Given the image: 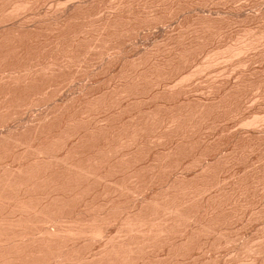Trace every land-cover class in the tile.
I'll use <instances>...</instances> for the list:
<instances>
[{"label":"rangeland","instance_id":"1","mask_svg":"<svg viewBox=\"0 0 264 264\" xmlns=\"http://www.w3.org/2000/svg\"><path fill=\"white\" fill-rule=\"evenodd\" d=\"M67 1V2H66ZM79 2L80 0H70V1H68V0H43L42 2V4L40 3V5H38V8H37V11L39 10V11H41V12H43V13H47L48 15H50V14H52V13H56V15H57V17H60V16H58V15H61V13H62V17H64L65 18V20H66V16L67 17H70L71 16V14L69 13L71 10H69V12H67L68 10H66L65 8H67V5L69 4V3H76V2ZM88 1V0H87ZM91 1V3L90 2H88L89 4H86L85 6H83L82 8L81 7H79V8H81V9H79L78 7V9H76V10H73L72 9V15L73 16H75V17H78L77 19L75 18V17H70V18H74V20H72V19H68L67 18V21L69 20V23H67V25H66V22L67 21H65L64 19H62L61 20V18L59 19V22H62V24L63 25H65V26H63L64 27V29H63V27L61 26V23H60V26H59V28H53L54 27V25L52 26V27H48V25L50 26V24L49 23H51V22H48V23H46V24H48V25H41V26H47V28H49V29H47V28H45V30H42L43 28H41L40 29V27L39 26H37V27H39V29L38 28H36V30H34L35 32L33 33V32H31V31H27V32H31V34L29 35V33L26 35L25 34V36L24 37H26V36H28L27 38H24L23 36H20V37H22L21 38V41H20V37H19V39H17L16 37H18V36H16L15 37V35L14 34H12V33H8L7 35H9V34H12L13 36H14V38L12 37V38H10L12 35H9V36H7V35H4V33L6 34V32H3V36L4 37H8L10 40V43H9V45L7 44L8 43V40H6V41H4L5 42V45L6 46H8L7 48L6 47H4V46H2V42H0L1 43V45L0 46H2V47H4V48H2V47H0V53H2V54H4L3 52L5 51H3V50H1V48L2 49H6L7 51H9L10 53H11V55H10V53L8 54H6L7 56H4L5 58V61H7V63L6 64H4L5 66H2L3 65V63H1L2 65L0 66V68L1 67H3V68H7V66H9L10 64V66L8 67V68H12V66H13V68H14V66H15V68H17L18 67V65L21 63L22 65L25 63V62H32V61H30V59L32 60V58L31 57H33L34 55L36 56V54H38L37 56H41L42 57V55H43V57L41 58V57H39V59H38V57L36 56V57H33V61L35 60V58L36 59H38V61H36V62H41L42 60H45L46 59V57L45 56H47V54L49 55L50 54V52L52 51L53 52V54L55 53V55H56V52H58L59 50H62L63 49V51H64V49L67 47V45H66V47H65V44H64V47L62 46H60L61 45V43L63 44V42H67V44L69 43L70 45H73L74 43V46L76 45V46H78L79 44L77 43L78 41V39L80 40V38H81V41H82V43H81V48H80V50H81V56H85V54H86V52H85V54H83L84 53V51H87V53H89L90 51H89V49L88 50H86L87 48H86V46L88 47V46H90V44L89 45H87V43H85L86 41L87 42H90V40L91 39H93V38H91L90 36V32L87 30L86 31V33H87V35L89 34L90 36H85L86 34H85V30L87 29H85V28H83V26L84 25H86V26H84V27H88L89 28V26H87L88 24L90 25V22H93V23H96V25L95 24H93V23H91L92 25H90V27H93V29H89V30H92L91 32H92V35L94 34L93 32H95L96 33V35H98L103 29H102V27H101V31H98L99 33H97L96 31H97V29H98V27L97 26H99L100 27V23H102L105 19H106V17H108V15L110 16V17H112V22H111V18H110V20H109V22H111V24L113 25V22L114 21H117L119 18H120V16L119 15H121V14H116L119 10H121L122 9V16H121V18L119 19V22H120V20H121V22L119 23L118 21L117 22H114V24L115 23H117V25L119 24V27L120 28H127L125 31L123 30V29H121V31L122 32H125V33H127L126 31L127 30H129L130 29V31L134 28V31H133V33L132 32H130L129 33V31H128V33H127V35L124 33V35L121 33V31L120 32H118L119 34H120V36L117 34V31H116V27H117V25L115 24V26L113 25V27L114 28H112V27H110L111 28V34L113 33V31H116L113 35H115V36H113V35H111L109 32H110V30H108L109 32V34H110V36H108L109 34H107V36H105L104 37V35L107 33V31H106V33H105V31L103 30V34L104 35H102V37H101V39L102 38H106L107 37V39L110 41L112 38H113V40H111L112 41V44H111V46H117L116 48L115 47H113V49H120V50H118L119 51V53H117L118 51L117 50H113L111 47H109V43L107 42L106 44H107V47L110 49V52H111V56H110V52H108V50L106 51L105 50V47H104V51L106 52H104V51H101L102 50V48L103 47H100V51L101 52H104L103 54L98 50H94L93 52L91 51L90 53H91V55H90V53L89 54H87V55H90V57L89 56H85V57H87L86 59L88 60L87 62H84V63H88L89 62V60H90V63H88V66H87V64L85 65V64H83L82 66L84 67L83 69H81L82 68V66H81V68L80 69H78V67L76 68L78 71H76V72H78L77 74H76V72H74L73 73V71H75V66H73V69H72V66L70 67V72H71V70H73L71 73L74 75V79L72 80V78H73V75L70 73V72H67L66 71V73H65V70L63 69L62 71L64 72V76L63 77H61L60 79H59V76H58V78H54L55 80H57V81H52V77L54 76H51L50 75V77L51 78H49V79H47V80H49L50 81V83L52 84L53 82H57L56 84H54L53 83V85H55L56 87H53V89L54 90H56L55 88H57L58 87V91L56 90V91H54L53 89H52V86L51 85H49L50 83H48V82H46L47 80L45 79V78H43V77H41V78H38V83H39V79H41L40 81L42 82L40 85H42V87H43V85L45 86V84L44 83H48V84H46V86H45V88H47V87H49V88H51V89H46V90H44V88H42L41 90L42 91H47V92H50V93H47L46 92V94H47V96H44L43 97V95L45 94V92H43V93H40V94H43V95H37V93H36V95H37V97H36V95H35V97L38 99V96H39V100L37 101L36 100V98L34 99V100H36V101H34L33 99H30V97L31 96H33V92H31V94L29 93L30 91H32V89L31 88H35L36 89V87H38L37 85L38 84H36V87H34V85H33V87H32V85L29 87L30 89V91L29 90H26L25 89V87L24 88H18L20 91L19 92H16L15 90L13 91L14 93L16 92L17 94H16V96H18V97H16V96H14V97H16V99H15V103H13V105L15 104V106L18 104V107L21 109V104H20V106H19V103H25V102H27L28 101V99H30V101H31V103L34 101V103L35 104H38L39 103V101H40V97H42L43 99H41V100H43V101H40V103L38 104V106H37V108H35L36 106H34L32 109L31 108H26L27 106H25V108L23 107L24 105H27V103H25V104H23V108H22V110H20L19 112L17 111V109H16V111H17V113H18V115L17 116H14V114L15 113H13V112H16V111H14L15 109H14V107L15 106H13V112H12V116H14L15 117V122L13 121V122H9V123H12V124H10V125H15V124H17V122L19 123V122H23V123H25V122H27V121H31L32 122V120L33 119H35V120H33L34 122L33 123H29V122H27L28 124H30V125H33V124H35L36 123V120H37V118H39V116H41V115H43L44 114V112L46 113V112H50L51 110H53V107L55 108L53 111H51V113L52 112H54V114H55V110L58 108V109H61V107H63L62 108V110H59V111H63V112H65L66 110L67 111H69V107H68V105L69 106H71L72 105V108H74V109H72V111H71V109H70V111H71V113L70 114H68L67 113V111L65 112V114H63V112L61 113V112H59V111H57L56 113H58L57 114V116H56V114H55V116L58 118L59 116H61L60 118H58L59 120H53V121H60V122H62L61 124L62 125H59V123H58V126H55L56 124H53L55 127L54 128H56V127H58V129L60 128L59 126H61V128L59 129L60 131H58V130H51V128H52V125H51V123H49L50 125L49 126H51L50 127V129H49V126H48V124H46L45 125V127H47L49 130H50V132L51 131H57L58 133L59 132H64L62 129L64 128V130H68L69 132H67V131H65L66 133H69L70 135L72 134L71 132H75L76 133V131H79L80 129H84L85 128V125H90V122H91V120L93 119V121L95 122V123H97V120H98V122H99V125H98V123L95 125V123L93 122V124H94V126H96V128H99V130L101 129L102 130V132H101V130H100V132L98 131V129H94L95 127L93 126V129L92 130H94L93 132H91L92 130H91V127H92V123H91V127L90 126H88V127H86V128H88L89 130H87V132L89 131L90 133H91V135L92 136H95V135H93V133L94 134H96V130L99 132V133H97L98 135L100 134V136H98L97 134H96V137H97V143L98 142H100L101 144H104L105 143V140L106 139H109V140H107L106 141V143L105 144H107V142L108 143H110V142H112V140H113V143H115L114 145H116V142L118 143V141L119 140H117L116 138V135L118 134L117 133V131H118V129H120V128H123V127H125V128H123V129H125L124 131H122L121 133H119V137L118 138H121V135L123 136V138H124V135L126 134V136H125V139H126V137L128 138V136H127V134L130 132V130H131V132L130 133H132V131H133V133H134V128H136L137 127V125L135 126V127H133V130L131 129L132 128V126H134V124L136 123H132L131 124V122L129 121L130 120V118H132L131 120H133V121H135V119L137 118V124L138 125H141V121H140V123H138L139 122V117H141L143 114H145L144 116H142L144 119H146V117L147 118H152V117H154L155 118V116H154V114H156L157 113V110H158V115H159V118H160V116H161V113H163V112H165L164 113V115H170V116H172L173 117V115H177L176 117H177V121H179L178 119H180L179 117H181V121L183 122V120L185 121V122H183V125H185L186 127H187V125H186V123L190 126V129H189V126H188V130H187V128H186V130H187V132L186 131H183V130H185L184 128V126L181 124V122H178V123H180V125H178V126H180V127H178V128H176V130H182V128H183V130L181 131L182 132V135H185V132H186V135L185 136H183L184 138H186L185 139V141H187L186 142V144L184 143L185 141H183L182 139H184V138H182L181 137V139H179L180 138V135H177V134H173V133H175L176 132V130H174L175 128L173 127V129H171V131H169V132H171L170 133V135H176L175 137H177L178 138V140L177 139H175L174 137H173V135H172V137H173V139H172V137H171V140L169 141V140H167V138H164L162 141H164L163 143H162V141L160 142V143H156V142H151L152 141V139H150V138H152L151 137V135L153 134H155V132L157 131L156 129L158 128V125L160 126V124L159 123H161V120L163 119V118H165L164 116L162 117V119L161 120H159V118L157 117L158 115L156 114V117L157 118H155L156 120H157V122L155 123V121L156 120H154L153 118H152V120H154L153 121V123H155L156 125L155 126H153V124H150V123H152L151 121H150V123L148 124V122H149V119H148V122H147V119L146 120H144V119H142V117H141V119L140 120H143L144 121V123H145V121L147 122V125L145 126L146 128H147V126H149L148 127V129L150 128V130H152L151 128H155V130L153 129L151 132V134H150V136L149 135H146V133L148 132L147 131V129L146 128H144V129H146L144 132H143V135H144V133H145V137L144 136H142V138H140V141H138V142H141V143H136V145L138 144L139 146H137L136 147V150H135V146H133L132 148L133 149H131L130 148V152L132 151V150H135V151H137V149H138V151L137 152H135V153H138L137 154V156H136V158H138L139 159V163L137 162V160L138 159H136V162L138 163L137 165H135L134 166V168H135V170H138V169H140V173H139V175H137V176H141L142 177V179H144V180H142V181H148V183H149V180L150 181H153L152 180V173L154 172L153 170H152V168H153V162H152V160L151 159H155V158H157L158 160H156L155 159V162L154 163H156L155 165L157 166H159V163H161V161H166V157H167V154L166 153H164L163 154V151H167L168 150V148H166V150H164L165 148H164V145L166 144V143H168V144H166V145H168L167 147H173L174 145H176V144H174L176 141H181V143L176 147V149H178V150H176L175 151V146L173 147L174 149V154H175V152H176V154L174 155L173 154V156L170 158L169 156H171V153L170 154H168L169 156V159L166 161V166L163 164V162L161 163L162 164V166H163V168H161V170L162 169H164V168H167L166 170H165V172H164V170H162V171H159V167L157 166V170H156V166L153 168L156 172H154V173H156L157 174V176H156V178H154V181L155 182H157V180H159L156 184H155V182L153 181V182H151V184L152 183H154L152 186L150 185V183L148 184L147 182H146V184L143 182V184H144V188H143V191L141 190V188L143 187V184L141 185L140 183H142V181H140V183H138L139 184V186L141 187L140 189H139V191L141 190V193L140 194H142V192H144V190H145V193L147 192V193H150L151 195H149V194H145L146 196H151V198H153L154 199V197L152 196L153 194H155V195H158L160 192H161V190H162V188L164 189V186H165V182L168 180H172L173 178V174H174V172L176 171L177 172V168L179 169V171H178V173H181V171H182V173H186V174H188V176L186 175V182H184L185 184L187 183H189V182H191V181H193L194 180V182L192 183L191 182V184H192V187H191V184L189 183L188 185H190V187L191 188H193L195 185L197 186H195V188H193V190L195 189V191H197V192H199L200 190H199V188H201V186H202V189H204L206 186L205 185H207L209 182V184H211V185H208L207 187H206V189H204V190H206L207 191V193H209V194H205V192L206 191H204V194L206 195V197H208L209 198V196L210 195H213V196H215V198H214V200H212V198H213V196H212V198H210L209 199V201H205L206 199L208 200V198H199V200H197L198 202H196V201H194V202H196V203H192L191 204V202H189V204H191V207L189 206V204H188V207L186 206V209L187 208H191V209H195L196 208V210H200V212L199 211H195V213L194 212H192L193 210H188V212L187 213H192L191 215H193V213L194 214H196V212H197V214H198V218L200 217V218H202V216H203V218L205 219V216H206V214L205 213H207V216L208 217H210V218H207L206 217V219H210V220H212L213 221V219H218L219 221H220V219L219 218H221V220L222 221H218L217 220V223H215L216 222V220H214L215 222H214V224H216V225H218V227H219V229H221L220 231L218 230V228L216 227V229L218 230V232H217V230H215V226L214 227H212V225H214V224H212L213 222H210L211 224H209L211 227H212V229H211V231L212 232H214V230L218 233H215V234H217V235H213L214 233H210V237H209V239L211 238V236H212V238L209 240L208 239V232H206V236H207V240L209 241L208 243L207 242H202V239H205V236H203V235H205V234H203L202 235V239L201 240H199L201 243H202V245H201V243L200 242H198V238H200L201 236L200 235H196V236H194V239H196L195 237H198L197 238V240H194L193 239V237H192V239L194 240H192L191 242H194V243H196L197 245H200V246H197L196 247V245H193L192 247H190L191 245H192V243L191 242H188L187 244H188V246H186L185 245V248H184V251H186V253H184V259H182L183 261H182V263L183 262H185V264H194L195 262L197 263V264H210V262H211V264H237V263H243V264H264V247L262 248V247H258V245H261V244H263L264 245V194L262 195V193H264V153H262V152H264L263 150H264V39H260V37H263L264 36V34H263V32H264V0H138L139 2H146V3H149L150 4V6L148 5V8L149 9H152V10H147V6H144L143 5V3H142V5H143V8H144V10H146L147 12H148V14L149 15H147V12L146 11H144L143 10V13H142V9H141V4L139 3V4H137L136 2H135V0L134 1H130V0H127V2L126 1H122V0H90ZM122 1V3L123 2H125V3H127V4H130V6L128 5V7H131V6H133V5H131L132 3L134 4V2L136 3V5H138V6H136L135 5V7H131V8H129V9H127L128 7H126L127 6V4H123V5H121V7L120 8H116V9H118L117 10V12L116 11H114V9H112V8H114V7H116L117 5H118V3H120V2ZM157 2V6H158V4H160L159 5V7H156V5L154 4L153 5V7H152V4H153V2ZM163 1V2H162ZM205 3H204V2ZM221 1V2H220ZM260 1H262V2H260ZM96 2V3H95ZM129 2H131V3H129ZM150 2H152V3H150ZM191 2V3H190ZM50 3H52V4H50ZM66 5H65V4ZM121 3V4H122ZM146 3H145V5H146ZM47 4V5H46ZM62 4H63V6H62ZM93 4V5H92ZM201 4V5H200ZM49 5V6H48ZM189 5V6H188ZM196 5V6H195ZM203 5V6H202ZM216 5V6H215ZM224 5V6H223ZM234 5V6H233ZM244 5V6H243ZM262 7H261V6ZM60 6V7H59ZM154 6H155V9H154V13H156L154 16H153V8H154ZM161 6V7H160ZM44 7V8H43ZM57 7H58V9H57ZM65 7V8H64ZM85 7V8H84ZM119 7V6H118ZM122 7H124V8H122ZM137 7V8H136ZM150 7H152V8H150ZM166 7H167V9H166ZM179 8V10H174V8L176 9V8ZM196 7V8H195ZM208 7V8H207ZM212 7V8H211ZM258 7V8H257ZM46 8V9H45ZM109 8V9H108ZM126 8V10H125V12H123V10ZM159 8V9H158ZM171 8H172V10H171ZM181 8H184V10L183 9H181ZM197 8H198V10H197ZM233 8V9H232ZM57 9V10H56ZM63 9H65L64 11L66 12V13H69L68 15H64L63 16ZM68 9V8H67ZM98 11H97V10ZM133 10V11H130V10ZM141 9V10H140ZM158 9V10H157ZM164 9V10H163ZM187 9V10H186ZM263 9V10H262ZM111 10V11H110ZM113 10V11H112ZM135 10V11H134ZM169 10H170V12H169ZM189 10H190V12H192L191 14H190V12H189ZM231 10V11H230ZM254 12H253V11ZM46 11V12H45ZM54 11V12H53ZM74 11V12H73ZM152 11V12H151ZM178 11H180V12H178ZM90 12V13H89ZM114 12V13H113ZM116 12V13H115ZM129 12H131L130 14H128ZM146 12V13H145ZM176 12V14H174ZM204 12V13H203ZM208 12V13H207ZM211 12V13H210ZM216 12V13H215ZM229 12V13H228ZM112 13V14H111ZM118 13H121V11L120 12H118ZM151 13H152V15H151ZM183 13V14H182ZM200 13V14H199ZM245 13H247V14H245ZM54 14H52V15H54ZM65 14V13H64ZM84 14V15H83ZM96 14H98V15H96ZM102 14V15H101ZM117 15L118 17H117V20H115L114 18H113V16L116 18V16L115 15ZM127 14V15H126ZM146 14V15H145ZM179 14V15H178ZM182 14V15H181ZM195 14V15H194ZM250 14H252V15H250ZM55 15V16H56ZM70 15V16H69ZM126 15V16H125ZM129 15V16H128ZM144 15V16H143ZM152 17H151V16ZM160 16V19L162 18L163 20H161L160 21V19L158 18L159 16ZM196 15H197V17H198V19H196L197 17H196ZM207 17H206V16ZM231 15V16H230ZM254 15H256V16H254ZM93 16V17H92ZM146 16H148V17H146ZM155 16L157 17V18H155ZM215 16V17H214ZM241 16H243V17H241ZM96 17V18H95ZM104 17V18H103ZM145 17L147 18V19H151V22H150V24H149V22L147 21L145 24H144V22H145V20H147V19H145ZM155 18V20H156V22H159V23H162V21H164L163 23V25H160V28H164V32L166 33V34H168L169 35V37L166 35V34H162L163 33V31L162 30H159V32L161 33H159V32H157L158 30H157V28H158V23H156V25H154V26H156V27H153L152 25H151V23H153L154 21V18ZM165 17V18H164ZM181 17V18H180ZM211 17V18H210ZM230 17V18H229ZM84 18V19H83ZM99 18L100 19H104V20H102V22H99ZM210 18V19H209ZM235 18V19H234ZM243 18V19H242ZM247 18V19H246ZM75 19L77 20V21H75ZM126 19V20H125ZM95 20V21H94ZM129 22H128V21ZM197 21V25L195 26V24H196V21ZM206 20V21H205ZM64 21V22H63ZM71 21V22H70ZM97 21H98V23H97ZM101 21V20H100ZM153 21V22H152ZM191 21V22H190ZM219 21V22H218ZM136 22V23H135ZM173 22V23H172ZM176 22V23H175ZM192 22H194V23H192ZM86 23V24H85ZM132 23V24H131ZM31 24H34V23H30V25ZM98 24V25H97ZM125 24V25H124ZM142 24H144V25H142ZM147 24H149L151 27L149 28V27H147L148 25ZM167 24V25H166ZM193 24V25H192ZM227 24V25H226ZM242 24V25H241ZM121 25V26H120ZM136 25V26H135ZM142 26V29L143 30H139V28L141 29V26L137 29V28H135V27H137V26ZM145 25H147V26H145ZM165 25V26H164ZM191 25H192V28H191ZM68 26V27H67ZM94 26H95V28H97L95 31H94ZM102 26V25H101ZM109 26H110V24H109ZM129 26V27H128ZM135 26V27H134ZM146 28H145V27ZM189 26H190V28H189ZM243 26V27H242ZM248 26V27H247ZM259 26V27H258ZM60 27L62 28V29H60ZM74 27V28H73ZM152 27L154 28V29H152ZM195 27H198L197 29L195 28ZM245 27V28H244ZM51 28H53V30L55 31L56 29L57 30H61L60 31V33H58V31L56 30L55 32L51 29ZM80 28H82V29H80ZM107 28H109V27H106V30H107ZM109 28V29H110ZM120 28H118V29H120ZM165 28H166V30H167V32L165 31ZM243 28V29H242ZM247 28V29H246ZM33 29V28H32ZM31 29V30H32ZM47 29V30H46ZM50 29H51V31H50ZM113 29V30H112ZM117 29V30H118ZM135 29H137V33H139L140 31V35L139 34H135ZM171 29V30H170ZM195 29H196V31H195ZM263 31H262V30ZM40 30H42V31H39ZM81 30H83L82 31V33H81ZM98 30H100V29H98ZM148 30V31H147ZM151 30V31H150ZM156 31L155 33H154V31ZM198 30V31H197ZM204 30V31H203ZM225 30V31H224ZM234 30V31H233ZM255 30V31H254ZM260 30V31H259ZM33 31V30H32ZM48 31V32H47ZM70 31V32H69ZM73 31H74V34H73ZM78 31H80V33L81 34H83V32H84V35H82V37L80 36L81 34L78 32ZM171 31V32H170ZM175 31V32H174ZM196 33H195V32ZM222 31V32H221ZM248 31H253V32H255V35H254V33H253V35L254 36H252L251 34H249V32L247 33ZM259 31V32H258ZM262 31V32H261ZM9 32V31H8ZM26 32V33H27ZM75 32H78V33H75ZM194 32V33H193ZM198 32V33H197ZM204 32V33H203ZM258 33V36H256L257 35V33ZM51 33V34H50ZM58 33V34H57ZM70 33V34H69ZM248 34L249 36V38L247 37V39L244 37V36H247V35H244V34ZM263 34V36H261V34ZM63 34V35H62ZM76 35L75 37L73 36V35ZM78 34H80V35H78ZM122 34V35H121ZM243 34V35H242ZM1 35V34H0ZM1 35V36H2ZM23 35V34H22ZM40 35V36H39ZM165 35V36H164ZM171 35V36H170ZM180 35L182 36V38L180 37ZM202 35V36H201ZM250 35H251V37H253L252 39H250L251 37H250ZM260 35V36H259ZM1 36H0V38H1ZM44 36V37H43ZM59 36V37H58ZM61 36H63L64 38H62ZM70 38H69V37ZM79 36V38H76V37H78ZM85 36V37H84ZM93 36H95V35H93ZM111 36H113L112 38H111ZM179 37L180 39H176L175 37ZM217 36V37H216ZM240 36V37H239ZM245 38H243V37ZM38 37V38H37ZM60 37H61V41H60ZM73 37L74 38H76L75 39V41L74 42H72L71 43V40L73 39ZM89 37H90V40H87V39H89ZM108 37H110V38H108ZM116 37V38H115ZM167 37H168V39H167ZM184 37V38H183ZM196 37V38H195ZM257 37H259V39L257 38ZM55 38H58L59 39V42H60V45H58V44H56L58 41V39L57 40H55ZM72 38V39H71ZM83 38H86V40L84 39V40H82ZM171 38L172 39H174V40H171ZM244 39L245 41H247V40H252L253 41V39H254V41H256V38H257V41H258V43L257 44H259V46L256 44V42L255 43H253L254 45H253V47L254 48H252V45H251V48L248 46V47H246L245 49L247 50V52L244 50V51H242V53H243V55L241 56V54H240V57L237 55H235L234 57L233 56H228V55H230V51L231 50H229V53H228V49H226L225 47H227V48H229V49H233V47L232 46H236L237 48L240 46V47H244V45L245 44H247V42H245L244 40H242V41H240V39ZM264 38V37H263ZM17 41H16V40ZM46 39V40H45ZM63 39V40H62ZM95 39H97L96 37L93 39V40H91L92 41V43L94 42V40ZM101 39H100V41H101ZM116 39V40H115ZM165 39H167L165 42H162L163 40H165ZM229 39V40H228ZM38 40V41H37ZM48 40V41H47ZM53 40V41H52ZM66 40V41H65ZM106 40V39H105ZM139 40V41H138ZM152 40V41H151ZM170 40H171V42H172V44L173 45H171V42H170ZM197 40V41H196ZM262 42H261V41ZM54 41H56L55 42V44L53 43ZM73 41V40H72ZM81 41H79V42H81ZM85 41V42H84ZM99 41V42H100ZM102 41H104V39H102ZM107 41V40H106ZM105 41V42H106ZM168 41H169V43L170 44H168ZM181 41V42H180ZM207 43H206V42ZM241 42L242 44H244V45H240V43L239 42ZM253 41V42H254ZM20 42V43H19ZM58 42V43H59ZM83 42H84V45H83ZM139 42V43H138ZM200 42V43H199ZM228 42V43H227ZM234 42V43H233ZM54 45H53V44ZM77 43V44H76ZM146 43V44H145ZM161 43V44H160ZM168 44V45H166V44ZM191 43V44H190ZM203 43V44H202ZM4 44V43H3ZM16 44V45H15ZM68 44V45H69ZM101 44V43H100ZM109 44V45H108ZM129 44V45H128ZM130 44H131V46H130ZM152 44V45H151ZM167 46H165V45ZM222 44V45H221ZM234 44V45H233ZM236 44V45H235ZM248 44H249V42H248ZM29 45V46H28ZM56 45L59 47V48H61V49H59L58 47H56ZM82 45H83V48H84V46H85V50L82 48ZM127 45H128V47H127ZM159 45V46H158ZM171 45V46H170ZM213 45V46H212ZM238 45V46H237ZM36 46V47H35ZM74 46H72V48H70V46H68L69 48L68 49H66V50H68L67 52L68 53H70V50L72 49V50H74L75 48H76V46L74 47ZM120 46V47H119ZM126 46V47H125ZM166 47V48H168V49H166V48H164V47ZM173 46V47H172ZM33 47V48H32ZM45 47V48H44ZM55 47V48H54ZM73 47H74V49H73ZM106 47V48H107ZM161 47V48H160ZM170 47H172L171 48V52H169L170 51ZM175 47H176V51L178 52V53H180L181 54V57H180V54H178L176 51H175ZM236 47H234V48H236ZM16 50H14V49ZM19 48V49H18ZM21 48V49H20ZM38 48L40 49V50H38ZM89 48V47H88ZM197 48V49H196ZM207 48V49H206ZM250 48V49H249ZM260 48V49H259ZM18 49V50H17ZM51 51H50V50ZM56 49L58 50V51H56ZM70 49V50H69ZM123 49V50H122ZM130 49V50H129ZM143 49V50H142ZM151 49V50H150ZM157 49V50H156ZM160 51H162V55H161V53L159 52V50ZM221 49H222V51H224L222 54L224 55V53L225 52H227L228 53V55H227V53L225 54V55H227V57H228V59H227V57L224 55V57H226V58H224L223 57V55L222 54H220V53H217L216 54V52L217 51H221ZM227 51H226V50ZM262 49V50H261ZM54 50V51H53ZM65 50V51H66ZM71 50V52L72 53H74L75 51H78V52H76V54L78 53L79 54V52H80V50H79V48H78V50H75V51H72ZM84 50V51H83ZM112 50V51H111ZM121 50H122V52H121ZM138 50V54L136 53V51ZM140 50V51H139ZM148 50V51H147ZM152 50L153 51H155L154 52V54H156L157 53V51L160 53H157V56L158 55H161V56H159V57H154L153 58V56L152 55H154V54H152L151 56H150V54L151 53H153L152 52ZM165 50H168V51H165ZM203 50V51H202ZM213 50V51H212ZM254 52H253V51ZM6 51V52H7ZM22 51H23V53H22ZM56 51V52H55ZM63 51H61V52H59L58 54H62V52ZM128 51V52H127ZM145 51L147 52L146 54H145ZM149 51H151V53L149 52ZM163 51H165V53H163ZM182 51H183V53H182ZM215 51V52H214ZM221 51V52H222ZM17 52L19 53V54H17ZM24 52L25 53H27L28 55H30V59L28 60V56L26 57L25 55H27V54H25L24 55V57L28 60H26L24 57H23V55L22 54H24ZM33 52V53H32ZM49 52V53H48ZM52 52H51V56L49 57V58H52V57H54V58H61V57H56V56H54L53 54H52ZM107 52H108V54L109 55H107ZM142 52V53H141ZM173 52V54L176 52L177 54H171ZM186 52V53H185ZM208 52V53H207ZM15 53V54H14ZM72 53H70V54H72ZM136 53V54H135ZM144 53V54H143ZM150 53V54H149ZM169 53V54H168ZM216 55H215V54ZM257 53V54H256ZM60 54V55H61ZM70 54H67V56H69L70 57ZM75 54V53H74ZM73 54V55H74ZM75 54V55H76ZM83 54V55H82ZM118 55V56H116V55ZM148 54H149V56H150V58H153L154 60H155V58H157L156 59V61H154V60H152V62H154V64L152 65V63L149 61V57H148ZM171 54V55H170ZM199 54V55H198ZM222 55L221 56V58H218V56H220V55ZM247 54V55H246ZM1 55V54H0ZM5 55V54H4ZM17 55H19V56H17ZM59 55V56H60ZM63 56H66V52H64V54H62ZM73 55H71L73 58H74V56ZM101 55H105L106 56V58H107V56H110L109 58H107V60H106V58L103 56H101ZM131 55H132V57H131ZM138 55V56H137ZM202 55V56H201ZM214 55V56H213ZM8 56H10L9 57V59L8 58H6V57H8ZM20 56H22V58L20 57ZM62 56V57H63ZM76 56H78V55H76ZM75 56V57H76ZM80 56V55H79ZM78 56V57H79ZM114 56V57H113ZM145 56H146V58H145ZM169 56V57H168ZM173 56V57H172ZM177 56H179V57H177ZM211 56V57H210ZM213 56V57H212ZM245 56V57H244ZM2 57H3V55H2ZM44 57H45V59H44ZM77 57V58H78ZM102 57V59H100ZM113 57V58H112ZM123 57V58H122ZM131 57V58H130ZM140 57V58H139ZM195 57V58H194ZM217 59H216V58ZM233 57V58H232ZM20 58H21V60H20ZM42 60H41V59ZM49 58H47V59H49ZM79 58H81V57H79ZM91 58V59H90ZM104 58V59H103ZM118 58H119V61H118ZM122 58V59H121ZM128 58V59H127ZM142 58V60H141V63L139 62L138 64H140L141 65V69L139 68L138 69V67L136 68V66H138L137 65V61H138V59H141ZM171 58V59H170ZM174 58V59H173ZM180 58V59H179ZM207 58V59H206ZM216 59V60H214V59ZM223 58V59H222ZM235 58V59H234ZM262 58V59H261ZM9 61H8V60ZM25 59V61H23ZM85 59V60H86ZM117 59V61L115 62V65H114V60H116ZM124 59V60H123ZM137 59V60H136ZM168 59V60H167ZM173 59V60H172ZM206 59V61H204ZM211 59V60H210ZM224 59H227V60H224ZM242 61H241V60ZM256 59V60H255ZM19 60V61H18ZM106 62H105V61ZM134 60L136 61V63L133 65V63L132 62H134ZM145 60V61H144ZM157 60H158V63H157ZM173 61L172 63L171 62H169V61ZM208 60V61H207ZM212 60H214V61H212ZM222 60V61H221ZM238 60V61H237ZM246 60V62H247V60H249L248 62H250V63H246V62H244L245 64H243L242 62L243 61H245ZM166 61V62H165ZM209 61H212V62H209ZM226 61V62H225ZM252 61V62H251ZM4 62V61H3ZM8 62L10 63V64H8ZM15 62H16V64L18 63V65H16L15 64ZM24 62V63H23ZM28 62V63H29ZM35 62V63H36ZM44 62V61H43ZM123 62V63H122ZM155 62H156V64H155ZM159 62H160V64H163L162 66L159 64ZM175 62V63H174ZM206 62H209V64L210 63H212L211 65L212 66H210L208 69H206L205 68V66L206 65H209L208 63L204 66V68L206 69H204L203 68V65L205 64ZM224 62H225V65H224ZM237 62V63H236ZM5 63V62H4ZM92 63V64H91ZM185 63V64H184ZM199 63H201V64H199ZM202 63H204V64H202ZM8 64V65H7ZM26 64V63H25ZM23 65L24 67L25 66H29L31 63H29L28 65L26 64V65ZM32 64H34L33 62H32ZM123 64V65H122ZM158 64L160 65V66H158ZM169 64H171V65H169ZM239 64V65H238ZM241 64H243V65H246L245 67L244 66H242ZM250 64V65H249ZM252 64V65H251ZM262 64V65H261ZM22 65H19V67H22ZM85 65V66H84ZM136 65V66H135ZM143 65V66H142ZM156 65H157V67H156ZM169 65V66H168ZM227 65V66H226ZM241 65V66H240ZM17 66V67H16ZM97 66V67H96ZM146 66V67H145ZM149 66V67H148ZM199 66H202V67H199ZM221 66V67H220ZM254 66V67H253ZM18 67V68H19ZM99 67V68H98ZM140 67V66H139ZM160 67V68H159ZM196 67H199V68H196ZM239 67V68H238ZM244 67V68H243ZM3 68H1V69H3ZM10 68V69H11ZM23 68V67H22ZM96 70H95V69ZM117 68V69H116ZM142 68H144V69H142ZM146 68V69H145ZM147 68H148V70H150V72H156L155 74H157V77L158 78H154L153 77V75L156 77V75L155 74H151V76H152V79H150L149 80V78H151L150 77V73L148 74V70H147ZM195 70H194V69ZM200 68H203L205 71H203V69H202V71L203 72H200L201 74H197L198 73V71H197V69L198 70H200ZM252 68V69H251ZM69 70V68H66V70ZM92 69V70H91ZM113 69V70H112ZM225 69V70H224ZM245 69V70H244ZM80 70V71H79ZM122 70V71H121ZM134 70V71H133ZM135 70H137L136 71V73H135ZM141 70V71H140ZM148 71V72H145V74H146V76H148V77H146V78H148L147 80H149V83H147L148 85L149 84H151V82L153 81H155V82H158V80H156V79H161L163 76H164V79L162 80H160V83H162L163 81L166 83V82H168V83H171V82H173V81H175V80H177V79H179L180 77H186V74L187 73H191V72H193V71H197L196 73L195 72H193L192 74H196L194 77H192V79H191V77L190 78H187L185 81H187L186 83H181L182 85H178L179 86V88H178V86H177V90H176V92L177 91H181V92H177L176 93V95L177 96H175V90H174V92H173V94H172V96H170V95H168V93H165L164 91H162L161 89H162V87H159L158 85H156L157 83H155V86H158V87H153V85H154V83H152L151 85H147L146 86V84H143V85H141L140 86V84H142L143 83V80H144V78H145V75H143L144 74V71ZM99 71V72H98ZM138 71L141 73H138ZM143 71V72H142ZM237 71V72H236ZM254 71H256V72H254ZM63 72H60V73H62L63 74ZM115 72V73H114ZM122 72V73H121ZM229 72V73H228ZM60 73H58L59 75H60ZM70 73V74H69ZM91 73V74H90ZM106 73V74H105ZM122 75H121V74ZM127 73V74H126ZM133 73H135L136 75H135V77H137L138 76V74L141 76V75H143L142 77H140L141 79H142V83L141 82H137L136 81V83H134L135 81H133L132 82V84L133 85H131V79L132 80H134V79H138L139 77H137V78H135V77H133V76H131ZM143 73V74H142ZM158 73H160L161 75H162V77L161 78H159L161 75L160 74H158ZM203 73V74H202ZM231 73V74H230ZM233 73V74H232ZM58 74H56V75H58ZM66 74V75H65ZM90 74V75H89ZM109 74V75H108ZM115 74V75H114ZM120 74V78L119 77H117V80L119 81H117L116 80V78H115V80H113V78L114 77H116V76H118V75ZM129 74V75H128ZM215 74V75H214ZM56 75L54 76V77H56ZM69 75H71V80L72 81H67V83L66 82H63V81H65L66 79V77H70ZM89 77H88V76ZM134 75V74H133ZM158 75H160V76H158ZM168 75V76H167ZM198 75V76H197ZM47 76L49 77V75H46V78H47ZM78 76V77H77ZM88 78H87V77ZM125 78L123 81H127V82H123L122 81V79L121 78H123V77ZM129 76L131 77V78H129ZM197 76V77H196ZM226 76V77H225ZM228 76V77H227ZM45 77V76H44ZM96 77V78H95ZM178 77V78H177ZM200 77V78H199ZM223 79H222V78ZM42 78L44 79L43 81H42ZM62 78H63V81H62ZM67 78V79H68ZM119 78V79H118ZM140 78H139V80H140ZM155 80H154V79ZM177 78V79H176ZM227 78V79H226ZM240 78V79H239ZM51 79V80H50ZM61 80L60 82L62 83H59V80ZM78 79V80H77ZM93 79V80H92ZM104 79V80H103ZM112 79V80H111ZM121 79V80H120ZM129 79H130V81H129ZM172 79H174V80H172ZM203 79H205V80H203ZM213 79V80H212ZM220 79V80H219ZM234 79V80H233ZM46 80V81H45ZM218 80V81H217ZM226 80V81H225ZM230 80V81H229ZM242 80V81H241ZM52 81V82H51ZM114 81V82H113ZM117 81V82H116ZM122 83H121V82ZM151 81V82H150ZM162 81V82H161ZM171 81V82H170ZM184 81V82H185ZM207 81V82H206ZM233 81H235V82H233ZM252 81V82H251ZM69 82V83H68ZM78 82V83H77ZM147 82V81H146ZM145 81H144V83H146ZM163 82V83H164ZM213 82H215V83H213ZM237 82H238V84L240 83V85H238L237 84ZM245 82V83H244ZM36 83V82H35ZM88 83H90V84H88ZM100 83V84H99ZM114 83V84H113ZM119 84V86H117V84ZM58 84H59V86H58ZM125 84V85H124ZM139 84V86H135V85H138ZM174 84H176V82L174 83ZM187 84V85H186ZM195 84V85H194ZM217 84V85H216ZM234 84H237L238 86H236L235 87V85ZM48 85V86H47ZM71 85H72V87H71ZM84 85H87V87H84ZM92 85V86H91ZM103 85V86H102ZM113 85H115V87L117 86V88H115V87H112ZM120 85H122V86H120ZM130 86V89L131 90H133V93H137V91L139 92V94L137 93L136 94V96H135V94H133L132 95V92H131V90L129 89V87L128 86ZM205 85V86H204ZM249 85V86H248ZM123 86H127V89L128 90H130L129 91V93H127L128 92V90L126 91V88H125V91H124V89L122 88ZM134 86V87H133ZM150 86H152V88L150 89ZM187 86V87H186ZM198 86V87H197ZM223 86V87H222ZM254 86V87H253ZM260 86V87H259ZM79 87V88H78ZM84 87V89H82ZM121 87V88H120ZM223 89H222V88ZM243 87V88H242ZM26 88H28V87H26ZM41 88V86L39 87V89ZM118 89V88H120V89H118L120 92L122 91V89H123V94H121V96L124 98V97H128V96H126L127 94H130L132 97L133 96H135V97H137V99L136 98H132V97H128V99H122V97H120L122 100H120V101H124L126 104H127V108H125V109H123L124 107H125V105H123L122 104V102H117V101H119V99H116L117 97H115L116 96V94L117 93H119V91H117V90H115V89ZM138 88H140V89H138ZM158 88V90L159 91H161V92H159L158 90L156 91V89ZM209 88V89H208ZM213 88V89H212ZM234 88V89H233ZM18 89H16V90H18ZM24 91H23V90ZM39 89H37V90H39ZM72 89V90H71ZM86 89V90H85ZM111 89H114V91L116 92L117 91V93L115 94V92L112 90V92H113V96H112V92H111ZM152 89H154V90H152ZM191 89V90H190ZM211 89H212V91H211ZM263 89V90H262ZM28 91V93L30 94H27V92L26 91ZM37 90H36V92H37ZM41 90H39V91H41ZM48 90H50V91H48ZM66 90H68V92L66 91ZM83 90H84V92H85V95H82V93H84L83 92ZM152 92H151V91ZM220 90V91H219ZM26 92L25 94H27L29 97H27L25 94L23 95V97H24V99L27 97V101L26 100H24L23 99V97L21 96L22 94H20V96H21V98H22V101H18V99L17 98H19V94L18 93H20V92ZM34 91V90H33ZM41 91V92H42ZM52 91V92H51ZM63 91V92H62ZM80 91H82V93L80 92ZM90 91V92H89ZM136 91V92H135ZM207 91V92H206ZM232 91V92H231ZM247 91V92H246ZM258 91H259V93H258ZM13 92H12V94H13ZM35 92V91H34ZM60 92V93H59ZM102 92V93H101ZM125 92L127 93L126 95H125ZM157 93V92H159V93H161V95L163 94V93H165L166 95H168V96H166V98H167V101H168V98H170V97H173V96H175L173 99L171 98V101L169 100L168 102H167V104L166 103H163V102H166V98L165 97H162V96H164V95H162V96H160V94H156L155 96L158 98V99H160V101L158 100L157 101V103L159 104V106H156V105H158L157 103H156V100H157V98H155V96H154V94L155 93ZM163 92V93H162ZM186 92V93H185ZM198 92V93H197ZM38 93V94H39ZM54 93V94H53ZM65 93V94H64ZM87 93V94H86ZM154 93V94H153ZM192 95H191V94ZM200 93H202V94H200ZM210 93V94H209ZM35 94V93H34ZM48 94H49V97H48ZM60 94V95H59ZM115 94V95H114ZM120 94H117L118 96L120 95ZM153 95V98L151 97L152 95ZM15 95V94H14ZM66 95V96H65ZM71 95V96H70ZM73 95V96H72ZM74 95H76V97L74 96ZM105 96V97H102V96ZM124 95V96H123ZM142 95V96H141ZM157 95H159V97L157 96ZM203 95V96H202ZM63 96V97H62ZM82 97V96H89V98H91V97H93L94 96V98L95 99H93V98H91V99H93V100H95V101H92L91 99L90 100H88L89 98L88 97H86L85 99H87L88 101V103L87 104H90L89 103V101L91 102V104L90 105H92V107H90L89 105V108H93L94 106V103H96V101L97 100H100V99H102L101 101V104H106V102H110L111 100V104L113 105V107L111 108V106H110V104L108 103V105L110 106V108H109V106H108V108H109V110L107 111V105H101V104H96V106H98V107H96V109L97 110H99V112L98 111H95V110H93V111H95V115L93 116L94 118H91L90 119V116L91 115H87L88 117H89V121H88V123L86 124V122L87 121H85V120H88V117L86 116V114L84 115L83 114V111H81V112H78L80 115H81V113H82V115L81 116H84V117H82V119H83V121H82V119H80L79 120V117H80V115H77V114H75L76 112H74V111H76V109H78L79 107H82L83 105H81V106H79V105H77L78 104V101H77V99L76 98H78V97ZM111 96V97H110ZM141 96V97H140ZM191 96V97H190ZM195 96V97H194ZM62 97V98H61ZM80 97V98H81ZM110 97V98H109ZM140 97V98H139ZM145 97V98H144ZM161 97H162V99L163 98H165L164 99V101L162 100L161 101ZM226 97V98H225ZM20 98V99H21ZM33 98V97H32ZM44 98H46V99H44ZM49 98V99H48ZM74 98V99H73ZM79 98V100L81 101L83 98H81L80 99ZM112 98V99H111ZM149 98V99H148ZM152 98V99H151ZM204 98V99H203ZM255 99V101H254V99ZM14 99H12V100H14ZM67 99V101L69 102V100H70V102L69 103H72L71 102V100L73 101V102H75V103H73V104H69L67 101H65ZM76 99V100H75ZM85 99H83V101L85 102V104H86V100ZM111 99V100H110ZM116 101H115V100ZM130 99V100H129ZM133 99L136 101H134V104H132L131 102L133 101ZM139 99V100H138ZM187 99H188V101H187ZM238 99H240V100H238ZM258 99V100H257ZM24 100V101H23ZM56 100H58V101H56ZM126 100L127 101H129V103L128 102H126ZM132 100V101H131ZM138 100V101H137ZM143 100V101H142ZM149 100V101H148ZM152 100V101H151ZM30 101H28V102H30ZM64 101V102H63ZM80 101H79V104H84V102H81L80 103ZM104 101H106V102H104ZM147 101V102H146ZM173 101H174V103H173ZM192 101V102H191ZM195 101V102H194ZM199 101V102H198ZM200 101H201V104H200V106L199 105H196V104H198V103H200ZM249 101V102H248ZM14 102V101H13ZM16 102H18L17 104H16ZM43 102V103H42ZM49 102V103H48ZM51 102H53V103H51ZM66 103V107L63 105V103ZM77 102V103H76ZM98 102V101H97ZM145 102V103H144ZM149 102V103H148ZM155 102V103H154ZM160 102H162V104L160 103ZM169 102H171V104L174 106V107H171L172 105L171 104H169ZM189 102V103H188ZM190 102L192 103L191 105H190ZM198 102V103H197ZM208 103V107H207V103ZM228 102V103H227ZM246 102V103H245ZM254 102V103H253ZM31 103H28V104H31ZM45 103V104H44ZM50 103H51V105H50ZM60 103H62V105L60 106V108H59V104ZM100 103V102H99ZM131 103V104H130ZM204 103V104H203ZM205 103H206V105H205ZM53 104V105H52ZM56 104L58 105V107L56 106ZM76 104V105H75ZM85 104H84V107L82 108V110L83 109H85V111L87 112V114H88V109H86L85 108ZM117 106H116V105ZM131 106H130V105ZM183 104H185V105H183ZM235 104V105H234ZM253 104V105H252ZM40 105V106H39ZM73 105H75V106H79V107H74ZM99 105H101V106H99ZM115 105V106H114ZM122 105V106H121ZM128 105H129V107H128ZM148 105H150V106H148ZM165 105V106H164ZM170 105V106H169ZM203 105H205V107H206V113H209V114H204L205 113V107L203 106ZM233 105V106H232ZM48 106L51 108H48ZM162 106H164V107H161ZM166 106H168V107H166ZM190 108H189V107ZM42 107V108H41ZM57 107V108H56ZM100 107H101V109H102V111L100 112ZM103 107V108H102ZM117 109H116V108ZM119 107H120V109H123V110H121L120 111V109H119ZM123 107V108H122ZM152 107H154V108H152ZM165 107H166V109H165ZM173 108L172 109V113L171 112H168V111H171V110H169L170 108ZM196 107V108H195ZM197 107H201V108H203V111H202V109L200 108V110H201V112H203V114L201 113V116H200V114H199V108H197ZM258 107V108H257ZM41 108V109H40ZM65 108H67L66 110H64ZM76 108V109H75ZM95 108V107H94ZM99 108V109H98ZM106 108V109H105ZM146 108H149V109H146ZM151 108H152V110H153V112H154V109H155V111L156 112H154V114L152 115V117H149V115H151L152 114V112H149V111H152L151 110ZM169 108V109H168ZM192 108H195L197 111H198V113L196 112V110L195 109H193L194 111L193 112H196V113H193L194 115H196L197 117H198V119H197V117H196V119L197 120H199V121H197V120H195L194 119V115H192V117H193V119L195 120H193L192 118H191V114H192ZM207 108H208V112H207ZM45 109V110H44ZM50 109V110H49ZM81 108H79L78 110H80ZM104 109L106 110V112L107 113H105V111H104ZM142 109V110H141ZM165 109V110H164ZM179 109H181L180 111H182L183 113H186V112H188L189 114H190V117L188 116L187 117V113H186V116H185V114H184V116L185 117H182V115H183V113H181L180 111H179ZM186 109H188V110H190V111H188V110H186ZM19 110V109H18ZM91 110V109H90ZM89 110V111H90ZM113 110V111H112ZM118 110H119V112H121V115H119L120 113L118 112ZM141 110V111H140ZM146 110H148V112L146 111ZM163 111V112H161V111ZM215 110H216V112H215ZM262 110V111H261ZM29 111H30V113H29ZM42 113H41V112ZM116 111V112H115ZM142 111H146L148 114H146V112L144 113L143 112V114L141 113ZM167 111V112H166ZM212 111V112H211ZM230 111V112H229ZM246 111V112H245ZM40 112V113H39ZM74 112V113H73ZM86 112H84V113H86ZM92 111H90L89 112V114L91 113ZM99 114H98V113ZM118 112V114H116ZM132 112H133V114H132ZM134 112H135V114H134ZM136 112H137V114H136ZM141 113V116H138L140 113ZM173 112H175V114L173 113ZM177 112V113H176ZM178 112H180L179 114H181V116L178 114ZM226 113V114H224V113ZM263 112V113H262ZM16 113V114H17ZM23 113H24V116H23ZM35 113V114H34ZM63 114V115H65V116H63V118H62V115H59V114ZM67 113V114H66ZM112 113V114H111ZM114 113H115V115H114ZM139 113V114H138ZM150 113V114H149ZM168 113H170V114H168ZM228 113V114H227ZM103 114V115H102ZM107 114H108V118L110 119L111 117V120H109L108 121V119L106 118V116H107ZM137 115L136 116V118L134 119L132 116L130 117L129 115ZM198 114H199V116H198ZM36 115H37V118H36ZM70 115H74V117L73 116H71V117H73L74 118V120H76V118H77V116H78V121H82L83 123H85L84 124V126L82 125V127H84V128H81V124H80V122H78L77 120H76V122L78 123V124H80L79 126H80V128H79V126L77 125V123L75 122V121H73L72 119L73 118H70L72 121H73V123H72V121L70 122V120H69V118H68V116L70 117ZM75 115H76V117H75ZM98 115V116H97ZM106 115V116H105ZM148 115V116H147ZM163 115V114H162ZM205 115V116H204ZM231 115V116H230ZM234 115V116H233ZM91 116V117H92ZM102 116V117H101ZM119 116V117H118ZM129 116V117H128ZM170 116H167L166 118H170ZM257 118H256V117ZM26 119H25V118ZM34 117V118H33ZM67 117V118H66ZM213 117V118H212ZM252 117H254V119H255V121H254V123L256 122V121H258V122H256V126H255V124H254V127H253V125H251V127H250V125L248 126V127H243L242 125H243V123H245V122H247L248 123V121L249 122H251V120H254ZM17 118H21V119H17ZM24 118V119H23ZM31 118V119H30ZM56 118V119H57ZM62 118V119H61ZM87 118V119H86ZM97 120H96V119ZM107 119L106 121H108L107 123H109V122H113L114 124H115V127L117 128V129H115V127H114V124L112 125V124H110V125H108L104 120L105 119ZM123 118V119H122ZM128 118V119H127ZM173 118H175V117H173ZM183 118V119H182ZM188 118V119H187ZM190 118V119H189ZM200 118V119H199ZM202 118H204V121H202ZM14 119V118H13ZM23 119V120H22ZM55 119V118H54ZM61 119V120H60ZM66 119H68V121L66 120ZM103 119V120H102ZM115 119V120H114ZM191 119L193 120L192 122H191ZM211 119V120H210ZM227 119V120H226ZM240 119V120H239ZM258 119V120H257ZM62 120H64L65 121V123H66V121L69 123H66L68 126H66V124L64 123V121H62ZM104 121L105 123L103 124L102 123V121ZM114 120V121H113ZM190 121L191 122V124H190V122H188V121ZM201 120V121H200ZM261 120V121H260ZM25 121V122H24ZM85 121V122H84ZM158 121H160L159 123H158ZM76 124H75V123ZM195 122L197 123H199V125H198V123H197V125L195 124ZM202 122V123H201ZM262 122V123H261ZM106 127V130H105V128H104V126L102 127V128H100L101 127V125L102 124ZM123 123H126V124H128V123H130V124H128V125H125V124H123ZM185 123V124H184ZM204 123V124H203ZM258 123V124H257ZM71 124H75L76 125V127H78L79 128V130H78V128L76 129V127H75V125H74V127L73 126H71ZM101 124V125H100ZM118 124H122V127H120L121 125H118ZM143 124V123H142ZM192 124H194L195 125V127H194V125H192ZM200 124H202V126H200ZM207 124V125H206ZM242 124V125H241ZM261 124H262V126H261ZM66 126V128H65V126ZM124 125V126H123ZM131 125V126H130ZM152 125V126H151ZM206 125V126H205ZM62 126H64L63 128H62ZM70 126V128L71 127H73V130L71 131V129L69 128H67V127H69ZM110 126H112L113 127V129H112V131L110 132V134H111V137H110V134L108 133H106V132H109V130H111V128L112 127H110ZM126 126H129L128 128L126 127ZM151 126V127H150ZM192 126H193V131L191 132V128H192ZM196 126H200V127H196ZM109 127V128H108ZM139 127V126H138ZM141 128L142 127H144V125L142 126H140ZM182 127V128H181ZM236 127V128H235ZM238 127V128H237ZM241 127H242V129H241ZM253 127V128H252ZM261 129H260V128ZM54 128H52V129H54ZM75 128V129H74ZM85 128V129H86ZM244 128V129H243ZM246 128V129H245ZM248 128V129H247ZM45 129L46 128H44V130L43 131H45ZM57 129V128H56ZM123 129H120V130H123ZM130 129V130H129ZM143 129V128H142ZM159 129H161L160 127H159ZM210 129V130H209ZM260 129V130H259ZM47 130V129H46ZM62 130V131H61ZM91 130V131H90ZM108 130V131H107ZM126 130H128V131H126ZM172 130H174V132L172 133ZM178 130V131H179ZM204 130V131H203ZM233 130V131H232ZM245 130V131H244ZM48 131V130H47ZM71 131V132H70ZM81 131V130H80ZM79 131V132H80ZM104 131H106L105 132V134H107L110 138H111V141H110V138L109 137H107V136H105V138H104V140H103V136L101 137V135L104 133ZM115 131H116V135H115V138L113 137L114 136V133H115ZM128 132V133H124V132ZM160 131L163 133V130L161 129V130H159L158 132H157V134H155V136H157L158 135V133H160ZM177 131V132H178ZM209 131V132H208ZM255 131V132H254ZM57 132H55V134L54 135H57L56 133ZM65 132H64V135L66 136V134H65ZM85 132V130H83V133ZM114 132V133H113ZM120 132V131H119ZM168 132V133H169ZM181 132H180V134H181ZM231 132V133H230ZM45 133H47L46 131L43 133L44 135H46ZM78 133V132H77ZM83 133H82V131L79 133V134H82L83 135ZM90 133H87V135H85V136H88V134H89V136H91L90 135ZM130 133H129V135H130ZM150 133V131L148 132V134ZM161 133V134H162ZM184 133V134H183ZM189 133H191V134H189ZM258 133V134H257ZM50 134H53V132L52 133H47V135H50ZM60 134V133H59ZM74 134V133H73ZM167 134V133H166ZM165 134V135H166ZM189 134V135H188ZM208 134V135H207ZM226 134H228V135H226ZM236 134V135H235ZM255 134V135H254ZM262 134V135H261ZM62 135V137H63V134H61ZM164 135V134H163ZM169 135V136H170ZM219 135H221V136H219ZM251 135V136H250ZM60 136V135H59ZM65 136L63 137V140H64V138H65ZM88 136V137H89ZM92 136H91V138H92ZM118 136V135H117ZM147 136H149L150 138H147L146 140H145V138L147 137ZM168 136V138H170ZM186 136H189V137H186ZM200 136H201V138H200ZM240 136V137H239ZM61 137V138H62ZM68 136H66V140L68 139L67 138ZM107 137V138H106ZM112 137L115 139V141H114V139H112ZM129 137H131V135L129 136ZM154 137V136H153ZM166 137H167V135H166ZM87 138V137H86ZM94 138L95 137H93L92 139L94 140ZM99 138H101V139H99ZM144 138V139H143ZM217 138V139H216ZM221 138V139H220ZM226 138V139H225ZM88 139H90V137L89 138H87L85 141H86V144H89L90 143V140H89V142H88ZM128 139H130V138H128ZM142 139V140H141ZM148 139H150V141H148ZM235 139V140H234ZM237 139V140H236ZM246 139H248V140H246ZM62 140V139H61ZM60 140V141H61ZM63 140H62V143L64 144V142H63ZM93 140H91V142L93 141ZM98 140H101V141H98ZM117 140V141H116ZM143 140H145L146 141V143H147V141H148V143L146 144V143H143L142 144V142H145V141H143ZM175 140V141H174ZM188 140L190 141V142H188ZM84 141V142H85ZM104 141V142H103ZM110 141V142H109ZM173 142V144L172 145H170L169 146V143L170 142ZM179 141V142H180ZM201 141V142H200ZM205 141V142H204ZM233 141V142H232ZM93 142H95V141H93ZM149 142H151V143H149ZM166 142V143H165ZM171 142V143H172ZM184 144H183V143ZM193 142V143H192ZM97 144V146H95L93 143H90L89 145H91L92 147H91V149L93 148V145H94V148L92 149V150H95V148L97 149L98 148V146L100 147V145L101 144ZM165 143V144H164ZM178 143V142H177ZM188 143H190V144H188ZM54 144V143H53ZM53 144H51V148H54L53 149V151L55 150V148H56V150H55V152L58 150V146L60 145V147H62V145H61V142L60 143H55L56 145H58V146H56V147H54L55 145H53ZM85 144V143H84ZM95 144H96V142H95ZM105 144L104 145H101V146H105ZM142 144V145H141ZM145 144H146V146H145ZM149 144H152V145H150L149 146ZM156 144V145H155ZM159 144H160V146H159ZM210 144V145H209ZM52 145H53V147H52ZM89 145H88V148H89ZM161 145H163V147H161ZM182 145V146H181ZM196 145V146H195ZM244 145V146H243ZM84 147L86 146V145H83ZM140 146H142V147H140ZM152 146V147H151ZM180 146V147H179ZM247 146V147H246ZM131 147V146H130ZM144 147L146 148V149H144ZM160 147V148H159ZM184 147V148H183ZM200 147V148H199ZM210 147V148H209ZM256 147V148H255ZM85 148H87V147H85ZM84 148V149H85ZM122 148V147H121ZM128 148V147H127ZM126 148V150H124V148H122L125 152H128V150L129 149H127ZM141 149V151H140V149ZM193 148H195V149H193ZM204 148V149H203ZM1 149V148H0ZM61 149V148H60ZM59 149V150H60ZM91 149L89 148V149H87V152H89L88 150H90L91 151ZM122 149H120V150H122ZM163 149V150H162ZM193 149V150H192ZM58 150V151H59ZM162 152H161V151ZM212 150V151H211ZM231 150V151H230ZM153 151V152H152ZM219 151V152H218ZM237 151V152H236ZM0 152H3L2 150L0 151ZM91 152H93V151H91ZM129 152V154H132V152L130 153ZM134 152H133V155L132 156H134ZM163 154V156L160 154ZM90 153V152H89ZM124 153V152H123ZM217 153V154H216ZM231 153V154H230ZM187 154V155H186ZM201 154H203V155H201ZM226 154V155H225ZM256 154V155H255ZM153 155H154V157H153ZM205 155H206V157H205ZM217 155V156H216ZM255 155V156H254ZM132 156H131V158H132ZM166 156V157H165ZM176 156V157H175ZM179 156V157H178ZM202 157L201 159H203V158H207L208 160H210L209 162H211L215 157H217V158H219V159H216V161L217 162H212V165H210L209 166V168L207 169V170H209V171H207V170H205V172L203 173V174H201V168H200V166L202 167V165H200V163L202 162H204V159H203V161H201L200 160V158H198V157ZM160 157H165V158H160ZM212 157H214V158H212ZM135 158V157H134ZM161 160H160V159ZM230 158V159H229ZM129 160H130V158H128ZM194 159H198V160H200V162H198L197 163V161L196 160H194ZM212 159V160H211ZM150 160H151V169H150V164H149V162H150ZM180 160V161H179ZM193 160L194 161H196V162H193ZM208 160H206L205 159V161H208ZM231 162H230V161ZM259 160V161H258ZM132 161H134L133 160V158H132ZM132 161H130V162H132ZM149 161V162H148ZM160 161V162H159ZM164 161V162H165ZM176 161V162H175ZM192 161V162H191ZM226 161V163H224ZM227 161H228V163H227ZM249 161V162H248ZM136 162H133V163H131L130 165L128 164V166H131L132 164L134 165V163L136 164ZM146 162H147V164H148V166H149V168H147V170L148 169H150L151 171H149V173H148V171L147 170H141V169H143V168H145L146 169V166L147 165H144V164H146ZM219 162V163H218ZM233 162V163H232ZM129 163V162H128ZM176 163H178V164H176ZM191 163H192V166H191ZM232 163V164H231ZM247 163V164H246ZM196 164H198L197 166H196ZM225 164V165H224ZM259 164V165H258ZM177 165V166H176ZM190 165V166H189ZM194 165V166H193ZM127 166V165H126ZM136 166L138 167V169L136 168ZM145 166V167H144ZM161 166V167H162ZM171 166V167H170ZM186 166V167H185ZM188 166V167H187ZM212 166V167H211ZM256 166V167H255ZM191 167V168H190ZM217 167V168H216ZM242 167V168H241ZM132 168H133V166H132ZM134 168H133V171H135L134 170ZM170 168V169H169ZM176 168V169H175ZM187 168V169H186ZM193 168V169H192ZM190 169V170H189ZM200 169V170H199ZM211 169V170H210ZM120 170H122V169H120ZM125 172H124V171ZM123 172H124V174H122V175H120V177H122L123 175V179L122 178H120L121 180H123V182H124V180H125V177H127V176H125L126 175V172H128L127 170H126V168L124 169L123 168ZM168 170V171H167ZM170 170V171H169ZM181 170V171H180ZM250 170H252V171H250ZM139 171V170H138ZM138 171H136L135 173H137ZM142 171L144 172V173H142ZM172 171H174L173 173H172ZM184 171V172H183ZM201 171V172H200ZM206 171L208 172V173H206ZM236 171V172H235ZM257 171V172H256ZM152 172V173H151ZM161 172V173H160ZM169 172H170V174H169ZM175 172V173H176ZM191 172V173H190ZM214 172V173H213ZM262 172V173H261ZM151 173V174H150ZM153 173V174H154ZM159 173H160V175H159ZM163 173V174H162ZM172 173V174H171ZM181 173V174H182ZM198 173H200V176H197L196 174H198ZM206 173V174H205ZM230 173V174H229ZM121 174V173H120ZM127 174H129V172L127 173ZM155 174V175H156ZM168 174L170 175V178L171 179H167V177H169L168 176ZM211 174V175H210ZM234 174V175H233ZM242 174V175H241ZM255 174V175H254ZM118 176H119V174H117ZM135 175V177L137 178V179H139L140 177H137ZM154 175V176H155ZM159 175V176H158ZM199 175V174H198ZM203 175V177H201ZM205 175H206V180L204 179V177H205ZM227 175V176H226ZM236 175V176H235ZM253 175V176H252ZM258 175V176H257ZM116 176V175H115ZM129 176V175H128ZM146 176V177H145ZM150 176V177H149ZM193 176H195V177H193ZM224 176V177H223ZM239 176V177H238ZM243 176V177H242ZM249 176V177H248ZM114 177V176H113ZM131 177V176H130ZM130 177L129 178H127L128 180L130 179ZM197 177L199 178V179H204V182L206 181V182H208L207 184H201V183H203V182H198L199 181V179H197ZM201 177V178H200ZM235 179H234V178ZM239 179H238V178ZM255 178V179H257V180H255V179H253V178ZM118 177L116 176V179H117ZM135 178V179H136ZM151 178V179H150ZM189 178V181L187 180ZM193 178V180H190V179H192ZM195 178L198 180H196L195 181ZM126 179V180H127ZM167 179V180H166ZM208 179V180H207ZM242 181H241V180ZM120 180V181H121ZM127 180V181H128ZM140 180V179H139ZM139 180H137V181H139ZM166 180V181H165ZM223 180H229V181H227V185L224 183V181ZM234 180H236L235 182H234V184H233V181ZM238 180H240L241 181V184H240V182H238L237 183V181ZM167 181V182H168ZM188 181V182H187ZM221 181L224 183V184H222L221 185ZM225 181V182H226ZM255 181V182H254ZM163 182V183H162ZM166 182V183H167ZM197 183H200V184H197ZM218 183L220 184L219 186H221V187H218ZM232 183V184H231ZM235 183H237L238 185H236ZM127 184V183H126ZM137 184V185H138ZM148 184V187H146V185ZM163 184V185H162ZM184 184V185H185ZM215 184H217L216 186H215ZM150 185V186H149ZM157 185V186H156ZM159 185H161V186H159ZM201 185V186H200ZM212 185H214V187L213 188H215L216 187V189L214 190L213 188H212ZM233 185H235V186H233ZM239 185H241V189H240V186ZM244 185V186H243ZM138 186V187H139ZM156 186V187H155ZM163 186V187H162ZM199 186V187H198ZM209 186H210V188L211 189H213L214 190V192H215V194L217 193V195L218 196H216L215 194H214V192L209 188ZM226 186H228V188L226 187ZM253 186V187H252ZM146 187V188H145ZM151 187L153 188V189H151ZM162 187V188H161ZM186 188H187V186H185ZM189 187V186H188ZM189 187V188H190ZM242 187H244V188H242ZM256 187V188H255ZM259 187V188H258ZM102 187H100V189H99V187H98V189L96 188V190H98L99 191V193H101L102 191L101 190H103L104 188H102ZM157 190H156V189ZM159 188H161V189H159ZM188 188V189H189ZM196 188H198V189H196ZM226 188V189H225ZM239 188V189H238ZM149 189V190H148ZM155 189V190H154ZM187 189V190H188ZM208 189H210L212 192H208ZM219 189H221V192L219 193V191L218 190ZM238 189V190H237ZM243 189V190H242ZM90 190V189H89ZM92 190H94V189H92ZM105 190V189H104ZM107 190H108V188H107ZM147 190V191H146ZM151 190H152V192H151ZM154 190V191H153ZM189 190H192V189H189ZM192 190V191H193ZM230 190H232V191H230ZM241 191V192H237V191ZM257 190V191H256ZM101 191V192H100ZM148 191H150V192H148ZM218 191V192H217ZM222 191L224 192V193H222ZM226 191V192H225ZM233 191H235L236 193V195L233 193ZM246 191V192H245ZM93 192V191H92ZM92 192L90 193V192H88L87 193V195L89 196V193L91 194V196H93L92 197V199L95 197L96 199H99L98 197H99V195H98V197H96L97 196V192L95 191V192H93V194H92ZM104 192H106V191H104ZM104 192H102V194L104 195ZM154 192V193H153ZM159 192V193H158ZM194 192V191H193ZM233 194H231V193ZM244 192V193H243ZM262 192V193H261ZM94 193H96V195L94 194ZM153 193V194H152ZM157 193V194H156ZM163 195H164V190H162V192H161ZM185 193V198H186V195H187V193H186V191L184 192ZM211 193V194H210ZM242 193V194H241ZM248 193H249V195H248ZM252 193V194H251ZM101 194V195H102ZM239 194H240V196H239ZM246 194V195H245ZM95 195V196H94ZM101 195H100V199H101V201L104 199V198H107L108 196H106V193H105V196H103L104 198H101ZM144 196V195H143ZM159 196V195H158ZM158 196H155V197H158ZM160 196H161V194H160ZM204 195H202V196H199V197H203ZM233 196H234V198H233ZM163 196H161V197H159V198H162ZM216 197H218V198H216ZM221 197V198H220ZM241 197V198H240ZM258 197V198H257ZM91 199V197H90V199L92 200V201H96V199ZM185 198H184V200H185ZM197 198V197H196ZM239 198L241 199V200H239ZM249 198V199H248ZM198 199V198H197ZM218 199V200H217ZM245 199V200H244ZM247 199V200H246ZM192 200V199H191ZM190 200V201H191ZM194 200V199H193ZM193 200H192V202H193ZM210 200H212V202H210ZM227 200H228V202H227ZM122 202L121 203H125L126 202V205L128 206V204H129V206L128 207H131L130 206V204L132 205V201H127V199L125 200H121ZM202 201V202H201ZM219 201V202H218ZM231 201V202H230ZM239 201V202H238ZM260 201V202H259ZM263 201V202H262ZM97 202H99V203H101L100 202V200H97ZM96 202V203H97ZM127 202H129L128 204H127ZM131 202V203H130ZM202 204H201V203ZM204 202H206V203H209L210 202V204H206V203H204ZM214 202H215V204H214ZM223 202V203H222ZM238 202V203H237ZM74 203V205L76 204V206L75 207H73L74 205H71L73 208H77L76 210L75 209H70L71 207H69V209H70V211H71V213H77V210L79 209L78 207H80L79 206V204L77 205V202L75 203V202H73ZM72 203V204H73ZM219 203H221V204H219ZM235 205H234V204ZM257 203V204H256ZM98 204V203H97ZM194 204H195V207H193L192 208V206H194ZM204 204V206H203V209H202V207H200V206H202ZM205 204L207 205V206H205ZM241 204V205H240ZM253 204V205H252ZM125 205V204H124ZM198 205V206H197ZM213 206V207H211V210L213 209V211L215 212V211H217L218 213L216 214V213H213V216H212V211L210 210V207L208 208V209H205V208H207L208 206ZM256 207H255V206ZM78 206V207H77ZM121 206H122V204H121ZM218 206V207H217ZM249 206V207H248ZM127 208L126 206H122V209H124V208ZM217 207V208H216ZM236 207H237V209H236ZM242 207V208H241ZM246 207V208H245ZM260 207V208H259ZM199 208V209H198ZM243 208H245V209H243ZM255 208V209H254ZM68 209V210H69ZM216 209V210H215ZM252 209V210H251ZM67 210V211H68ZM201 210L203 211V210H205V212H201ZM209 210V211H208ZM237 210V211H236ZM76 211V212H75ZM211 211V212H210ZM223 211V212H222ZM232 211V212H231ZM240 211H241V213H240ZM69 212V211H68ZM211 213L210 215L212 216H210L209 215V213ZM235 214H234V213ZM251 212H252V214H251ZM201 213H204L205 214V216L204 215H201ZM223 213V214H222ZM255 213V214H254ZM120 214V213H119ZM216 214V215H215ZM219 214H221V216L219 215ZM247 214V215H246ZM262 214V215H261ZM218 215V216H217ZM234 215V216H233ZM240 215V216H239ZM244 215V216H243ZM196 216V215H195ZM216 216V217H215ZM249 216V217H248ZM215 217V218H214ZM218 217V218H217ZM224 217V218H223ZM237 217V218H236ZM248 217V218H247ZM199 218V219H200ZM203 218H202V221L205 223H207V220L205 219V220H203ZM212 218V219H211ZM232 218V219H231ZM240 218V219H239ZM252 218V219H251ZM263 218V219H262ZM230 220H232V221H230ZM256 220V221H255ZM224 221V222H223ZM262 221V222H261ZM242 222V223H241ZM223 223V224H222ZM244 223V224H243ZM219 224H222V225H219ZM263 224V225H262ZM237 225V226H236ZM253 225V226H252ZM221 226V227H220ZM227 226V227H226ZM230 226V227H229ZM213 228H214V230H213ZM231 228V229H230ZM238 228H240V229H238ZM112 229V230H111ZM262 229V230H261ZM108 230H109V232L110 233H112L115 229H114V227H110V228H108ZM253 231V232H252ZM219 232L221 233L220 235H219ZM222 232H224L223 234H225V236H223L222 235ZM203 233H205V232H203ZM255 234V235H254ZM241 235V236H240ZM200 236V237H199ZM213 236H215V237H213ZM218 237V238H217ZM223 237V238H222ZM214 238V239H213ZM224 239V240H222V239ZM228 240H232V242H228L227 241V239ZM232 238V239H231ZM244 238V239H243ZM258 238V239H257ZM262 238V239H261ZM207 240H203V241H207ZM214 240H215V242H214ZM217 240V241H216ZM258 242H257V241ZM196 241V242H195ZM212 241H213V243L215 244L216 242L218 243H216L215 245L212 243ZM221 241V242H220ZM241 241V242H240ZM228 242V243H227ZM255 242H257V244L255 243ZM189 243H191L190 245H189ZM193 243V244H194ZM205 243H207V245H208V247H207V245H206V247H205ZM209 243H210V246H211V244H212V246L213 247H215V248H213V247H210L209 246ZM260 243V244H259ZM94 244V243H93ZM93 244H91L90 246L88 245V246H86L87 248L86 249H88V247L89 248H92L93 247ZM239 244H240V246H239ZM252 244H254V245H252ZM204 245V246H203ZM245 246L246 245V247L249 245H252V248H253V250H254V247H255V252L257 253H254V251H252L251 252V250H249L250 252L248 253V251H246V250H248V248H246V247H244V249H242V246ZM96 246H98V245H96V244H94V247H96ZM236 246V247H235ZM256 246H257V249H256ZM189 248V250L188 249H186V248ZM198 247H200V249H198ZM202 247H204V248H202ZM218 247V248H217ZM227 247V248H226ZM230 247V248H229ZM239 249H238V248ZM251 247V246H250ZM192 248V249H191ZM198 249V250H196V249ZM208 248V249H207ZM240 248H241V250H240ZM259 248H262V251H261V249H259ZM217 249V250H216ZM231 249V250H230ZM236 249V250H235ZM237 250H239V251H237ZM242 250H245L246 252H243ZM257 250H259L260 252H262V253H259V251H257ZM191 251V252H190ZM197 251V252H196ZM200 251V252H199ZM237 251V252H236ZM187 252H189L190 253V255H189V253L187 254ZM217 252V253H216ZM221 252V253H220ZM238 252H240V253H238ZM214 253V254H213ZM237 253H238V255H237ZM187 254V256L188 257H186L185 255ZM202 254V255H201ZM241 254V255H240ZM259 254V255H258ZM194 255V257H192ZM203 255H204V257H203ZM208 255V256H207ZM232 257H231V256ZM235 255H236V257H235ZM257 255V256H256ZM212 256V257H211ZM221 256V257H220ZM230 256V257H229ZM245 256V257H244ZM210 257V258H209ZM217 257V258H216ZM223 257H225V258H223ZM229 257V258H228ZM242 257V258H241ZM258 257V258H257ZM183 258V257H182ZM192 258H194V259H192ZM245 258H246V261H245ZM253 258V259H252ZM189 261H187V260ZM192 259V260H191ZM247 259H249V260H247ZM261 259V260H260ZM195 260V262L193 263L192 261H194ZM205 260H206V262H205ZM237 260V261H236ZM241 260V261H240ZM198 261V262H197ZM210 261V262H209ZM233 261V262H232ZM235 261H236V263H235ZM243 261V262H242ZM248 261V262H247ZM261 261V262H260ZM191 262V263H190ZM245 262V263H244ZM195 263V264H196Z\"/></svg>","mask_w":264,"mask_h":264},{"label":"bare ground","instance_id":"2","mask_svg":"<svg viewBox=\"0 0 264 264\" xmlns=\"http://www.w3.org/2000/svg\"><path fill=\"white\" fill-rule=\"evenodd\" d=\"M43 0H0V34L2 35L3 34V32H6V34L4 33V35H7L8 33H12V34H14L15 35V37L16 36H18V37H16L17 39H19V37L20 36H25V34L27 35L29 32H27V31H31V32H35L34 30H36V28H38L39 29V27H40V29L41 28H43L42 30H45V28H47V26L45 27V26H41V25H48V24H46V23H48V22H51V23H49L50 24V26L48 25V27H52L53 25H54V27L53 28H56L57 26V28H59V26H60V23H61V26L63 25L62 24V22H59V19L62 17V13H61V15H58V16H60V17H57V15H56V13L54 14V13H52V14H54V15H52V14H50V15H48L47 13H43V12H41V11H37V8H38V5H40V3L42 4L43 2H42ZM45 1V0H44ZM68 1H70V0H68ZM102 1V0H101ZM109 1V0H108ZM123 1V0H122ZM122 1L120 2V3H118V5L116 6V7H114V8H112V9H114V11H116L117 12V10L118 9H116V8H120L121 7V5H123V4H127L128 2H127V0H124V1H126L127 3H125V2H123L122 3ZM130 1H134V0H130ZM137 1V2H136ZM140 1V0H139ZM138 0H135V2L137 3V4H141V9L143 8V5L144 6H147V10L149 9L148 8V5L150 6V4L149 3H146L145 1L144 2H139ZM211 1V0H210ZM67 2V1H66ZM88 2H90L91 3V1L90 0H80L79 2L77 1L76 3H69L68 5H67V8H65L66 10H68L67 12H69V10H71L69 13L71 14V16L72 17H75V16H73L72 15V9L73 10H76V9H78L79 7H83V6H85L86 4H89ZM134 2V4L132 3L131 5H133V6H131V7H135V5H136V3ZM153 2V1H152ZM152 2H150V3H152ZM163 2V1H162ZM204 2V1H203ZM212 2V1H211ZM221 2V1H220ZM260 2H262V1H260ZM96 3V2H95ZM122 3V4H121ZM129 3H131V2H129ZM142 3H143V5H142ZM145 3H146V5H145ZM157 4V2H153V4H152V7H153V5L154 4ZM191 3V2H190ZM205 3V2H204ZM50 4H52V3H50ZM65 4V3H64ZM155 4V5H156ZM47 5V4H46ZM66 5V4H65ZM93 5V4H92ZM128 5L130 6V4H127V6L126 7H128ZM159 5L160 4H158V6L156 5V7H159ZM201 5V4H200ZM49 6V5H48ZM62 6H63V4H62ZM87 6V5H86ZM119 6V7H118ZM136 6H138V5H136ZM189 6V5H188ZM196 6V5H195ZM203 6V5H202ZM216 6V5H215ZM224 6V5H223ZM234 6V5H233ZM244 6V5H243ZM261 6V5H260ZM263 6V5H262ZM261 6V7H262ZM60 7V6H59ZM78 7V8H77ZM131 7H128L127 9H129V8H131ZM139 7V6H138ZM152 7H150V8H152ZM161 7V6H160ZM44 8V7H43ZM81 8H79V9H81ZM85 8V7H84ZM122 8H124V7H122ZM137 8V7H136ZM196 8V7H195ZM208 8V7H207ZM212 8V7H211ZM258 8V7H257ZM46 9V8H45ZM57 9H58V7H57ZM56 9V10H57ZM65 9H63V16L64 15H68L69 13H66L64 10ZM109 9V8H108ZM140 9V10H141ZM154 9H155V6H154V8H153V16L156 14V13H154ZM159 9V8H158ZM157 9V10H158ZM166 9H167V7H166ZM181 9H183L184 10V8H181ZM233 9V8H232ZM97 10V9H96ZM125 10H126V8L123 10V12H125ZM143 10H144V8L141 10L142 11V13H143ZM149 10H152V9H149ZM164 10V9H163ZM171 10H172V8H171ZM174 10L176 11V10H179V8L177 7L176 9L174 8ZM187 10V9H186ZM197 10H198V8H197ZM263 10V9H262ZM98 11V10H97ZM111 11V10H110ZM113 11V10H112ZM121 11V13H118V12H120ZM130 11H133L132 9L130 10ZM135 11V10H134ZM144 11H146V10H144ZM231 11V10H230ZM253 11V10H252ZM264 11V10H263ZM46 12V11H45ZM54 12V11H53ZM74 12V11H73ZM115 12V13H116ZM116 14H121V15H119L120 16V18H121V16H122V9L121 10H119ZM147 12V11H146ZM145 12V13H146ZM149 12V11H148ZM148 12H147V15H149L148 14ZM152 12V11H151ZM169 12H170V10H169ZM178 12H180V11H178ZM189 12H190V10H189ZM254 12V11H253ZM65 13V14H64ZM90 13V12H89ZM114 13V12H113ZM131 12H129L128 14H130ZM150 13V12H149ZM192 12H190V14H191ZM204 13V12H203ZM208 13V12H207ZM211 13V12H210ZM216 13V12H215ZM229 13V12H228ZM112 14V13H111ZM174 14H176V12L174 13ZM183 14V13H182ZM181 14V15H182ZM200 14V13H199ZM245 14H247V13H245ZM56 15V16H55ZM84 15V14H83ZM96 15H98V14H96ZM102 15V14H101ZM115 15V14H114ZM127 15V14H126ZM125 15V16H126ZM146 15V14H145ZM151 15H152V13H151ZM150 15V16H151ZM179 15V14H178ZM195 15V14H194ZM250 15H252V14H250ZM70 16V15H69ZM70 16V17H71ZM99 16V15H98ZM111 16V15H110ZM109 15H108V17H106V19L104 20V19H100L99 18V22H102V20H104L102 23H100L101 25H100V27L99 26H97L98 27V29H100V30H98L97 28H95V26H94V31L97 29V33H99L98 31H101L102 29L105 31V33H106V31H107V33L104 35L103 34V30L98 34V35H96V33L95 32H93L94 34L93 35H95V36H93L92 35V30H89L90 28L91 29H93V27H90V25H92L91 23H93V22H90V25L88 24L87 26H89V28L88 27H84V26H86V25H84L83 26V28H87L86 30H85V36L87 37V36H90L91 38H97V39H95L94 40V42L92 43V41L91 40H93V39H91L90 40V37H89V39H87V40H90V42H85V43H87V45H89L90 44V46H86V50H88L89 49V51L91 50L92 52L95 50H97L98 48V50L100 51L101 49H100V47H105V50L107 49L108 50V52H110V49L112 48L113 49V47H117V46H111V44H112V41L111 40H113V36H115V35H113L116 31H117V34L120 36V34L118 33V32H120L121 31V29H123L124 31L127 29H125V28H120L119 27V24L117 25V23H115L116 25H117V27L115 26V24H114V22H119V17L117 16V15H115L116 16V18L113 16V18L115 19V20H117V17L119 18L117 21H114L113 22V25L116 27V31H113V33L111 34V28L110 27H112V28H114L113 27V25L111 24V22H112V17H110ZM129 16V15H128ZM144 16V15H143ZM159 16V15H158ZM157 16V17H158ZM206 16V15H205ZM231 16V15H230ZM254 16H256V15H254ZM70 17H67L66 16V20H65V18L64 17H62L61 18V20L62 19H64L65 21H67V18L70 20V19H72V18H70ZM93 17V16H92ZM111 18V22H109V20H110V18ZM146 17H148V16H146ZM145 17V19H147ZM152 17V16H151ZM156 16H155V18H157ZM196 17H197V15H196ZM207 17V16H206ZM215 17V16H214ZM241 17H243V16H241ZM76 19L78 18V17H75ZM96 18V17H95ZM104 18V17H103ZM154 18V17H153ZM155 18H154V22L153 23H151V25L153 26V27H156L157 25H156V23H158V28H157V32H159V30H162L163 31V33L162 34H166L165 32H164V28H160V25H163L165 22L164 21H162V23H159V22H156V20H155ZM159 19H160V16L158 17ZM165 18V17H164ZM181 18V17H180ZM211 18V17H210ZM209 18V19H210ZM230 18V17H229ZM75 19V21H77ZM79 19V18H78ZM84 19V18H83ZM152 19V18H151ZM151 19H147V20H145V22H144V24L149 20L150 22H151ZM196 19H198V17L196 18ZM235 19V18H234ZM243 19V18H242ZM247 19V18H246ZM69 20L66 22V25H67V23H69ZM72 20H74V18L72 19ZM101 20V21H100ZM126 20V19H125ZM161 20H163L162 18L160 19V21ZM95 21V20H94ZM128 21V20H127ZM148 21V22H149ZM196 21V20H195ZM206 21V20H205ZM34 23V24H31L30 25V23ZM64 22V21H63ZM71 22V21H70ZM120 22H121V20H120ZM119 22V23H120ZM129 22V21H128ZM150 22H149V24H150ZM164 22V23H163ZM191 22V21H190ZM219 22V21H218ZM97 23H98V21H97ZM136 23V22H135ZM173 23V22H172ZM176 23V22H175ZM192 23H194V22H192ZM86 24V23H85ZM93 24H95L96 25V23H93ZM99 24V23H98ZM97 24V25H98ZM109 24H110V26H109ZM132 24V23H131ZM144 24H142V25H144ZM149 24H147V25H145V26H147V27H151ZM195 24V23H194ZM52 25V26H51ZM125 25V24H124ZM154 25H156V26H154ZM167 25V24H166ZM193 25V24H192ZM192 25H191V28H192ZM197 25V21H196V24H195V26ZM227 25V24H226ZM242 25V24H241ZM37 26H39V27H37ZM63 26H65V25H63ZM62 26V27H63ZM121 26V25H120ZM136 26V25H135ZM134 26V27H135ZM141 26V25H140ZM139 25L137 26V27H135V28H139L140 27ZM144 26V27H145ZM165 26V25H164ZM68 27V26H67ZM101 27H102V29H101ZM106 27H109V28H107V30H106ZM129 27V26H128ZM152 27V29H154ZM243 27V26H242ZM248 27V26H247ZM259 27V26H258ZM33 28V29H32ZM53 28H51L52 30H53ZM74 28V27H73ZM118 28H120V29H118ZM146 28V27H145ZM189 28H190V26H189ZM196 29L198 28V27H195ZM245 28V27H244ZM33 31H32V30ZM47 29H49V28H47ZM46 29V30H47ZM51 29H50V31H51ZM60 29H62L61 27H60ZM63 29H64V27H63ZM80 29H82V28H80ZM118 29V30H117ZM137 29H135V34H139L140 35V32L139 33H137ZM193 29V28H192ZM196 29H195V31H196ZM243 29V28H242ZM247 29V28H246ZM42 30H40V31H42ZM57 30V29H56ZM55 30V31H56ZM89 31L90 32V35L88 34L87 35V33H86V31ZM108 30H110V32L108 31ZM113 30V29H112ZM139 30H143L142 29V26H141V29L139 28ZM171 30V29H170ZM262 30V29H261ZM9 31V32H8ZM37 31V30H36ZM39 31V30H38ZM39 31V32H40ZM54 31V30H53ZM54 31V32H55ZM58 31V33H60V31L61 30H57ZM82 31L83 30H81V33H82ZM128 31H129V33L130 32H132L133 33V31H134V28L130 31V29L129 30H127L126 32L128 33ZM148 31V30H147ZM151 31V30H150ZM154 31V30H153ZM165 31L167 32V30H166V28H165ZM194 31V32H195ZM198 31V30H197ZM204 31V30H203ZM225 31V30H224ZM234 31V30H233ZM255 31V30H254ZM260 31V30H259ZM258 31V32H259ZM263 31V30H262ZM261 31V32H262ZM27 32V33H26ZM31 32L29 33V35L31 34ZM48 32V31H47ZM70 32V31H69ZM79 33H80V31H78ZM78 32H75V33H78ZM111 34V35H113V36H111V38L110 37H108V38H110L111 40V42L107 39V37L106 38H102V39H104V41H102V39H101V37H102V35H104V37L105 36H107V34H109V33ZM156 31H154V33H155ZM156 32V33H157ZM169 32V31H168ZM167 32V33H168ZM171 32V31H170ZM175 32V31H174ZM193 32V33H194ZM222 32V31H221ZM247 32V31H246ZM249 32V34H251L252 32L251 31H248ZM247 32V33H248ZM251 32V33H250ZM57 33V34H58ZM80 33V34H81ZM121 33L124 35V33L125 32H122L121 31ZM127 33H125L126 35H127ZM155 33V34H156ZM160 33V32H159ZM160 33V34H161ZM196 33V32H195ZM198 33V32H197ZM204 33V32H203ZM244 34V35H247V36H244L246 39H247V37L249 36L248 34ZM254 33V35H255V32H253ZM253 33L251 34L252 36H254L253 35ZM257 33V32H256ZM12 34H9V35H12ZM23 34V35H22ZM51 34V33H50ZM70 34V33H69ZM73 34H74V31H73ZM72 34V35H73ZM80 34H78V35H80ZM110 34L108 35V36H110ZM121 34V35H122ZM261 34V33H260ZM263 34H264V32H263ZM263 34H261V36H263ZM0 35V36H1ZM9 35H7V36H9ZM20 35V36H19ZM28 35V36H29ZM63 35V34H62ZM82 35H84V32H83V34H81L80 36L82 37ZM168 37H169V35L168 34H166ZM243 35V34H242ZM251 35H250V37H251ZM4 37L3 35L1 36V38H0V42H2V46H4L5 45V42L4 41H6V40H8V45H9V43H10V39L8 38V37ZM28 36H26V37H24V38H27ZM40 36V35H39ZM74 37L76 36V35H73ZM84 36V37H85ZM117 36V35H116ZM165 36V35H164ZM171 36V35H170ZM202 36V35H201ZM256 36H258V33H257V35ZM260 36V35H259ZM14 38V36L12 35L10 38ZM44 37V36H43ZM59 37V36H58ZM62 38H64L63 36H61ZM61 37H60V41H61ZM69 37V36H68ZM73 37V41L71 40V43L72 42H74L75 41V39L76 38H79V36L78 37H76V38H74ZM168 37H167V39H168ZM180 37L182 38V36L180 35ZM217 37V36H216ZM240 37V36H239ZM243 37V36H242ZM243 37V38H244ZM264 37V36H263ZM263 37H260V39L262 40V39H264ZM21 38L22 37H20V41H21ZM38 38V37H37ZM70 38V37H69ZM88 38V37H87ZM116 38V37H115ZM176 39L178 38V39H180L179 37H175ZM174 38V39H175ZM184 38V37H183ZM196 38V37H195ZM244 38V39H245ZM249 38V37H248ZM253 37H251L250 39H252ZM258 39H259V37H257ZM257 38H256V41H254V39H253V41L252 40H247V41H245L244 39H240V41H242V40H244L245 42H247V44H245L243 41V43L245 44H242L241 42H239L240 43V45H244V47H236V46H232L233 47V49H229V48H227V47H225L226 49H228V53H229V50H231L230 51V55H228V53L227 52H225L224 53V55L227 53V55L228 56H239L240 57V54H241V56L243 55V53H242V51H246L247 52V48L246 47H250L251 48V45H252V48H254L253 47V43H255L256 42V44L258 43V41H257ZM23 39V38H22ZM58 38H55V40H57ZM65 39V38H64ZM86 40V38H83L82 40ZM100 39H101V41H100ZM107 41H106V40ZM167 39H165V40H163L162 42H165ZM170 39V38H169ZM168 39V40H169ZM174 39H172L171 38V40H174ZM16 40V39H15ZM46 40V39H45ZM63 40V39H62ZM116 40V39H115ZM171 40H170V42H171ZM229 40V39H228ZM260 40V41H261ZM17 41V40H16ZM38 41V40H37ZM48 41V40H47ZM53 41V40H52ZM58 42H59V39L57 40ZM66 41V40H65ZM78 42V46H76V48L74 49V44L73 45H70L69 43V45L67 44V42H63V44L61 43V45H60V42L58 43H56V44H58V45H60L61 47L63 46L64 47V44H65V47H66V45H67V47L64 49V51H63V49L62 50H57L56 49V51H58V52H56V55L59 53V52H61V51H63L62 52V54H64V52H66V56H63L61 53V55L60 54H58L57 56L55 55V53L53 54V52H52V54L54 55V56H56V57H61V58H54V57H52V58H49L50 56H51V52H50V56L47 54V56H45L46 57V59H45V57H44V59L45 60H42L41 58L43 57V55H42V57L41 56H37L38 54H36V56L38 57V59H39V57H41L40 59L42 60L41 62H36V61H38V59H36L35 58V60L33 61V57H36L35 55L33 56V57H31L32 58V60L29 58L30 57V55H28L27 53H25L24 52V54H22L23 55V57H24V55L25 54H27V55H25L26 57L28 56V60L30 59V61H32L34 64H32V62H29L25 57V59L29 62V63H31L29 66H23L25 63L28 65L29 63L28 62H23L24 64L22 65L21 63L19 64V65H22V67H19V65H18V63L16 64V62H15V64L16 65H18V67L17 68H15V66H14V68H13V66H12V68L10 69V68H8L11 64L8 62V64H10L9 66H7V68H3V67H1V68H3V69H1L0 68V151L2 150L3 152H0V264H185V262H183L182 263V259H184V253H186V251H184V248H185V245L188 243V242H191L193 239H194V236H196V235H200L199 237L200 238H198V237H195L196 239H194V240H197V238H198V242H200L199 240H201L203 237H202V235L203 234H205V235H203V236H205V239H202V242L204 243V242H209L208 240H207V234H206V232H208L209 234H208V239H209V235H210V233L212 232L211 231V229H212V227H214L216 224H214V220H216V222L215 223H217V220L218 219H216L215 217V219H213V221L212 220H210V219H206V217L207 218H210V217H208L207 216V213H205L206 214V216H205V214L204 213H201V215H204L205 216V219L207 220V223L205 222H203L202 221V218H203V216H202V218H198V214H197V212H196V214H194L195 213V211H199L200 212V210H196V208L193 210V209H191V210H193L192 212H194L193 213V215H191L192 213H187L188 212V210H190L189 208H187L186 209V206L188 207V204H189V202H191V204L192 203H196V202H198L197 200H199V198H205L206 197V195L207 194H209V193H207V191L206 190H204V189H206V187L208 186V185H211V184H209L208 182H204V179L206 178V175H205V177H204V179L202 180V179H199L198 177H197V179H199V181L195 178V181L197 180L198 182H203V183H201V184H207V185H205L206 187L204 188V189H202V186H201V188H199V192H197V191H195V189L193 190V188H195V186L193 187V188H191L192 187V184H191V182L193 183L194 182V180H193V178L192 179H190V180H193V181H191V182H189L190 184H191V187H190V185H188L187 183L185 184L184 182H186V175L188 176V174H184V173H182V171H181V173H178V171H179V169L177 168H175L176 170H177V172L175 173L174 171H172V173L174 172V174H173V179L170 181H168L167 179L169 178V179H171L170 178V172H169V174H168V176L169 177H167V183L165 182V186H164V189L162 188V190H164V195L161 193L162 192V190H161V192L158 194V195H155V194H153L152 196L154 197V199L153 198H151V196L149 197V196H146L145 194L147 193H145V190H144V192H142V194H140L141 193V190L143 191V188H144V184H143V182L146 184V182L148 183V181H142V180H144V179H142V177L141 176H137V175H139V173L141 172L140 171V169H138V167L136 166V168L139 170H135V168H134V166L135 165H137L139 162V159L138 158H136V156H137V154L139 153H135V152H137L138 151V149H137V151H135L136 150V147L137 146H139L138 144L136 145V143H141V142H138V141H140V138H142V136H146V135H149L150 136V134L152 133L151 131L154 129L155 130V128L153 127V128H151L152 130H150V128L148 129V127L149 126H147V128L145 127L146 125H147V122H148V119L149 118H147L146 117V119H147V122L145 121V123H144V121L143 120H140L141 119V117L142 116H144L145 114H143V112L145 113L146 111L148 112V110H146V111H142L141 113L143 114L142 116H141V113L138 115V116H141V117H139V122L138 123H140V121L143 123H141V125L143 126L144 125V127H140L141 125H138L137 124V118H136V116L137 115H129L130 117L132 116L134 119H135V121H133V120H131L132 118H130V122H131V124L132 123H135L134 124V126H132V130H133V127H135L136 125H137V127L136 128H134L135 130H134V133H133V131H132V133H130L131 132V130H130V132L128 131V130H126V131H128L129 133H130V135H131V137H129L130 135H129V133L128 132H124V133H128L127 134V136H128V138H130V139H128L127 137H126V139H125V136H126V134L124 135V138H123V136L121 135V138H118L119 137V133H121L122 131H124L125 129H123V128H125V127H123V128H120V129H123V130H120V129H118V131H117V135H116V131H115V133H114V138H115V135H116V139L117 140H119L118 141V143L116 142V145H114L115 143H113V140H112V142H110L111 141V134H110V132L112 131V129H113V127L112 126H110V127H112L111 128V130H109V132H106V131H104V133L101 135V137L103 138V140H104V138H105V136H107V137H109L107 134L109 133L110 134V143H108L107 142V144H105L106 143V141L107 140H109V139H106L105 140V146H101V145H104V144H101L100 142H98L97 143V137H96V134L97 133H99L100 132V130H99V128H96V124L98 123V125H99V122H98V120H97V123H95L94 121H93V119L91 120V122H90V125H91V123L93 124V122L95 123V125L96 126H94V124L92 125V127L90 126V125H88L87 123H88V121L91 119V118H94L93 116L95 115L94 113H95V111H98L99 112V110H97L96 109V107H98V106H96V104L98 103V104H101V102L103 101L102 99H100V100H97L96 101V103H94V107L93 108H89V106L90 107H92V105H90L91 104V102L89 101V103L90 104H87L88 102V100H90L91 98H93V99H95L94 98V96L93 97H91V98H89V96H86V97H88L89 99L87 100V99H85L86 97L85 96H80L81 98H83V99H85L86 100V104H85V102L83 101V99L80 101L79 100V98L80 97H78V98H76L77 99V101H78V104L77 105H79V106H81V105H83L82 107H79V106H75V105H73L74 107H79V108H81L80 110H78V109H76V111H74V112H76L75 114H77V115H80L78 112H81V111H83V114L85 115L86 114V116L87 115H93L92 117L90 116V119H89V117H88V120H85V121H87L86 122V124L88 125V126H90L91 127V130L93 129V126L95 127L94 129H98V131L96 130V134H94L93 133V135H95V136H92L91 135V133L88 131L87 132V130H89L88 128H86V127H88L87 125H85V128L84 127H82V125L84 126V124L85 123H83L82 121H83V119H82V117H84V116H81L82 115V113H81V115H80V117H79V120L80 119H82V121L80 122V121H78V116H77V118H76V120L78 121V122H80V124H81V128H84V129H80L81 131H82V133H83V130H85V132L83 133V135L82 134H79L81 131L79 130V128H80V124H78L77 122H76V120H74V115H70V117L68 116V118H69V120H70V122L73 120V121H75L76 123H77V125L79 126V128L78 127H76V123L75 124H71V126H73L74 127V125H75V127H76V129L78 128V130L80 131H76V133L75 132H71L72 130H73V127H71L70 128V126L69 127H67L68 129L70 128L71 129V135L69 134V133H66L65 131H67V132H69L68 130H64V126H62V130L65 132V134H66V136H68L67 138V140H66V136L64 135V132H57V131H55V132H57L56 134L57 135H54L55 134V132L54 131H51L50 132V127L51 126H49L50 124L49 123H51V125H52V128H54L55 126H58V123L60 122V121H53V120H59L58 118H60L61 116H59L58 118L56 117L57 116V114L58 113H56L57 111H59V110H62V108L63 107H61V109H58L57 107H58V105L56 104V108L58 109H56L55 110V114H56V116H55V114H54V112H52L51 113V111H53L55 108L53 107V110H51L50 112H44V114L43 115H41V116H39V118H37V115H36V118H37V120H36V123L35 124H33V125H30L31 123H33L34 121L33 120H35V119H33L32 120V122L30 123L29 121H27V122H29L30 124H28L27 122H25V123H23L22 121L21 122H17V124H15V125H10V124H12V123H9V122H13L14 120H15V117L14 116H17L18 115V113H17V111L19 112L20 110H22V108L24 107L25 108V106H27L26 108H33L34 106H38V104L40 103V101H43V100H41V99H43L42 97H40L41 99H40V101H39V103L38 104H35L38 100H39V96L40 95H43V94H40V93H43V92H45V91H42L41 89L42 88H44V90H46V89H51V88H49V87H47V88H45V86H46V84H48V83H50V81L49 80H47V79H49V78H51L50 77V75L51 76H55L56 74H58V73H60V72H63L62 70L64 69L65 70V73H66V71L67 72H70V67L72 66V69H73V66H75V71H73V70H71V72L73 71V73L74 72H76V71H78L76 68L78 67V69H80L81 68V66L83 65V64H87V66H88V63H90V60H89V62L88 63H84V62H87L88 60L86 59L87 57H85L87 54H89V53H87V51H84L85 50V46H84V48H83V45H84V42H83V45H82V48L84 49L83 51H84V53L83 54H85V52H86V54H85V56L83 55V56H81V50H80V48H81V43H82V41H81V38H80V40L78 39L77 40ZM79 41H81V42H79ZM100 41V42H99ZM106 41V42H105ZM111 43H109V42ZM139 41V40H138ZM152 41V40H151ZM197 41V40H196ZM7 42V41H6ZM55 42L56 41H54L53 43L55 44ZM109 43L108 45H109V47H111L110 49L107 47V44L106 43ZM167 42V41H166ZM181 42V41H180ZM206 42V41H205ZM248 42H249V44H248ZM262 42V41H261ZM4 43V44H3ZM20 43V42H19ZM52 43V44H53ZM76 43V44H77ZM101 43V44H100ZM139 43V42H138ZM200 43V42H199ZM207 43V42H206ZM228 43V42H227ZM234 43V42H233ZM53 44V45H54ZM146 44V43H145ZM161 44V43H160ZM166 44V43H165ZM164 44V45H165ZM168 44H170L169 43V41H168ZM168 44H166V45H168ZM191 44V43H190ZM203 44V43H202ZM260 44V43H259ZM259 44H257L258 46H259ZM0 45H1V43H0ZM16 45V44H15ZM129 45V44H128ZM128 45H127V47H128ZM152 45V44H151ZM165 45V46H166ZM171 45H173L172 44V42H171ZM170 45V46H171ZM222 45V44H221ZM234 45V44H233ZM236 45V44H235ZM2 46H0V47H2ZM29 46V45H28ZM68 46H70V48H72V46H74L73 47V49L74 50H72V51H75V50H78V48H79V50H80V52H79V54L77 53L76 54V52H78V51H75L74 53L76 54V55H80L79 57H81V58H79L78 56H76L74 53H72L71 52V50H70V53H72V54H70V53H68L67 51L68 50H66V49H68L69 47ZM130 46H131V44H130ZM159 46V45H158ZM213 46V45H212ZM238 46V45H237ZM4 47H8V46H4ZM4 47H2V48H4ZM36 47V46H35ZM56 47H58L57 45H56ZM104 47L102 48V50L101 51H104L103 49H104ZM107 47V48H106ZM120 47V46H119ZM126 47V46H125ZM164 47V46H163ZM167 47V46H166ZM166 47H164V48H166ZM173 47V46H172ZM172 47H170V51L169 52H171L172 50H171V48ZM234 47H236V48H234ZM264 47V46H263ZM1 48V50H5L3 53L5 54H2V53H0L1 55H0V66L2 65L1 63H3V65L2 66H5L4 64H6L7 63V61H5V57L4 56H7L6 54L9 52V51H7L6 49H2ZM33 48V47H32ZM45 48V47H44ZM55 48V47H54ZM59 48V47H58ZM118 48V47H117ZM161 48V47H160ZM247 50H246V49ZM249 48V49H250ZM251 48V49H252ZM14 49V48H13ZM19 49V48H18ZM17 49V50H18ZM21 49V48H20ZM59 49H61V48H59ZM166 49H168V48H166ZM173 49V48H172ZM197 49V48H196ZM207 49V48H206ZM225 49V50H226ZM260 49V48H259ZM15 50V49H14ZM38 50H40L39 48H38ZM66 50V51H65ZM97 50V51H98ZM106 50V51H107ZM114 51L115 50H117V49H113ZM118 50H120V49H118ZM117 50V51H118ZM123 50V49H122ZM122 50H121V52H122ZM130 50V49H129ZM143 50V49H142ZM151 50V49H150ZM157 50V49H156ZM159 50V49H158ZM169 50V49H168ZM168 50H165V51H168ZM177 49H176V47H175V51H176ZM262 50V49H261ZM7 51V52H6ZM16 51V50H15ZM54 51V50H53ZM94 51V52H95ZM100 51V52H101ZM112 51V50H111ZM140 51V50H139ZM148 51V50H147ZM165 51H163V53H165ZM203 51V50H202ZM213 51V50H212ZM221 51H222V49H221ZM217 51L216 52V54L217 53H220V54H222L224 51ZM227 51V50H226ZM253 51V50H252ZM93 52V53H94ZM105 52V51H104ZM104 52H101L102 54L104 53ZM108 52H107V55H109L108 54ZM128 52V51H127ZM150 53H151V51H149ZM152 52L153 53H149L150 54V56L152 55V54H154V52L155 51H153L152 50ZM159 52L161 53V55H162V51H160L159 50ZM158 51H157V53H159ZM177 52V51H176ZM174 53V54H177V53ZM215 52V51H214ZM254 52V51H253ZM10 53V52H9ZM8 53V54H9ZM12 53V52H11ZM11 53H10V55H11ZM22 53H23V51H22ZM33 53V52H32ZM49 53V52H48ZM106 53V52H105ZM117 53H119V51L117 52ZM136 53L138 54V50L136 51ZM135 53V54H136ZM142 53V52H141ZM147 52L145 51V54H146ZM157 53L156 54H154V55H152L153 56V58L154 57H156L157 56ZM159 53V54H160ZM181 53V52H180ZM180 53H178V54H180ZM182 53H183V51H182ZM186 53V52H185ZM208 53V52H207ZM15 54V53H14ZM17 54H19L18 52H17ZM67 54H70V57L69 56H67ZM76 56H74V55ZM120 54V53H119ZM144 54V53H143ZM149 54H148V57L150 58V56H149ZM169 54V53H168ZM171 54H173V52L171 53ZM170 54V55H171ZM173 54V55H174ZM184 54V53H183ZM215 54V53H214ZM215 54V55H216ZM219 54V55H220ZM245 54V53H244ZM257 54V53H256ZM264 54V53H263ZM2 55H3V57H2ZM60 55V56H59ZM71 55H73L74 56V58L71 56ZM90 55H91V53H90ZM90 55H87V56H89L90 57ZM116 55V54H115ZM147 55V54H146ZM161 55H158L157 57H159V56H161ZM199 55V54H198ZM218 55V54H217ZM223 55V54H222ZM222 55H220V56H218V58H221V56ZM224 55H223V57H224ZM227 55H225L226 57H227ZM247 55V54H246ZM17 56H19V55H17ZM49 56V57H48ZM63 56V57H62ZM102 57L104 56L105 58H106V56L105 55H101ZM110 56H111V52H110ZM110 56H107V58H109ZM116 56H118V55H116ZM138 56V55H137ZM202 56V55H201ZM214 56V55H213ZM212 56V57H213ZM9 57L10 56H8V57H6V58H8L9 59ZM21 58H22V56H20ZM78 57V58H77ZM102 57L100 58V59H102ZM114 57V56H113ZM112 57V58H113ZM119 57V56H118ZM131 57H132V55H131ZM130 57V58H131ZM169 57V56H168ZM173 57V56H172ZM177 57H179V56H177ZM180 57H181V54H180ZM211 57V56H210ZM226 57H224V58H226ZM232 57V58H233ZM245 57V56H244ZM11 58V57H10ZM21 58H20V60H21ZM47 58H49V59H47ZM107 58H106V60H107ZM123 58V57H122ZM121 58V59H122ZM140 58V57H139ZM145 58H146V56H145ZM153 58H150L149 59V61L152 59V60H154ZM195 58V57H194ZM216 58V57H215ZM7 59V60H8ZM25 59L23 60V61H25ZM86 59V60H85ZM91 59V58H90ZM104 59V58H103ZM128 59V58H127ZM156 59L157 58H155V60L154 61H156ZM171 59V58H170ZM174 59V58H173ZM172 59V60H173ZM180 59V58H179ZM207 59V58H206ZM206 59L204 60V61H206ZM214 59V58H213ZM217 59V58H216ZM216 59H214V60H216ZM223 59V58H222ZM227 59H228V57H227ZM227 59H224V60H227ZM230 59V58H229ZM228 59V60H229ZM235 59V58H234ZM262 59V58H261ZM124 60V59H123ZM137 60V59H136ZM141 60H142V58L141 59H138V61H137V65L138 66H136V68L138 67V69L140 68L141 69V65L140 64H138L139 62L141 63ZM152 60L150 61L151 63H152V65L154 64V62H152ZM168 60V59H167ZM169 61V62H173V61ZM211 60V59H210ZM214 60H212V61H214ZM231 60V59H230ZM241 60V59H240ZM256 60V59H255ZM5 63H4V62ZM9 61V60H8ZM19 61V60H18ZM44 61V62H43ZM105 61V60H104ZM117 61V59L116 60H114L113 62H114V65H115V62ZM118 61H119V58H118ZM145 61V60H144ZM208 61V60H207ZM212 61H209V62H212ZM222 61V60H221ZM238 61V60H237ZM242 61V60H241ZM249 60H247V62H248ZM36 62V63H35ZM106 62V61H105ZM166 62V61H165ZM209 62H204V63H202V64H204L203 65V68H204V66L208 63L209 64ZM226 62V61H225ZM225 62H224V65H225ZM244 62H246V60L245 61H243L242 63L243 64H245ZM246 62V63H247ZM252 62V61H251ZM123 63V62H122ZM133 63V65L136 63V61L134 60V62H132ZM143 63V62H142ZM141 63V64H142ZM157 63H158V60H157ZM175 63V62H174ZM213 63V62H212ZM212 63H210L209 65H206L205 66V68L206 69H208L210 66H212L211 64ZM215 63V62H214ZM213 63V64H214ZM237 63V62H236ZM248 63H250V62H248ZM7 64V65H8ZM25 64V65H26ZM92 64V63H91ZM155 64H156V62H155ZM159 64H160V62H159ZM158 64V66H162L163 64H160L159 65ZM185 64V63H184ZM199 64H201V63H199ZM216 64V63H215ZM243 64H241L242 66H246V65H243ZM84 65V66H85ZM123 65V64H122ZM169 65H171V64H169ZM168 65V66H169ZM239 65V64H238ZM240 65V66H241ZM250 65V64H249ZM252 65V64H251ZM262 65V64H261ZM264 65V64H263ZM140 66V67H139ZM143 66V65H142ZM227 66V65H226ZM97 67V66H96ZM146 67V66H145ZM149 67V66H148ZM156 67H157V65H156ZM199 67H202V66H199ZM199 67H196V68H199ZM208 67V68H207ZM221 67V66H220ZM243 67V68H244ZM254 67V66H253ZM66 68H69V70L67 69L66 70ZM84 67L82 66V68L81 69H83ZM99 68V67H98ZM160 68V67H159ZM203 68H200V70H198L197 69V71H198V75L199 74H201L200 72H203V71H205ZM239 68V67H238ZM95 69V68H94ZM117 69V68H116ZM142 69H144V68H142ZM146 69V68H145ZM194 69V68H193ZM202 69H203V71H202ZM252 69V68H251ZM92 70V69H91ZM96 70V69H95ZM113 70V69H112ZM147 70H148V68H147ZM195 70V69H194ZM225 70V69H224ZM245 70V69H244ZM80 71V70H79ZM122 71V70H121ZM134 71V70H133ZM136 71L137 70H135V73H136ZM141 71V70H140ZM149 71V72H148ZM148 71H144V74L143 75H145V78H144V80H143V83H142V79L140 78V77H142L143 75H139L138 74V76L137 77H139L140 78V80H139V78L138 79H134V80H132L131 79V81H130V79H129V81L131 82V85H133L134 83H136V81L138 82H141L142 84H140V86L141 85H143V84H146V86L148 85L147 83H149V80L150 79H152V76H151V74H155L156 72H150V70H148ZM197 71H193V72H197ZM200 71V72H199ZM70 72V73H71ZM99 72V71H98ZM143 72V71H142ZM145 72H148V74L150 75V77L151 78H149V80H147L148 78H146V77H148V76H146V74H145ZM193 72H191L190 74L189 73H187L186 74V77L184 76L183 78L182 77H180L179 79H177V80H175V81H173V82H171V83H168V82H162V83H160V80L162 79H164V76L162 77V75L160 74V73H158V74H160V75H158V76H160L159 78H161V79H156V80H158V82H151V84L152 83H154V85H153V87H162V91H166L165 93H168V95H170V96H172V94H173V92H174V90L176 89L177 90V86L180 84V85H182L183 83H186L187 81H185L187 78H190L191 77V79H192V77H194L196 74H192ZM237 72V71H236ZM254 72H256V71H254ZM69 73V74H70ZM78 72H76V74H77ZM115 73V72H114ZM122 73V72H121ZM120 73V74H121ZM135 73H133L131 76H133V77H135ZM138 73H140L139 71H138ZM229 73V72H228ZM72 74V73H71ZM91 74V73H90ZM89 74V75H90ZM106 74V73H105ZM120 74L118 75V76H116V77H114L113 78V80H115V78H116V80H117V77H119L120 78ZM127 74V73H126ZM141 74V73H140ZM203 74V73H202ZM231 74V73H230ZM233 74V73H232ZM46 75H49V77L47 76V78H46ZM66 75V74H65ZM73 75V74H72ZM109 75V74H108ZM115 75V74H114ZM122 75V74H121ZM129 75V74H128ZM156 75V77L153 75V77L154 78H158L157 77V74H155ZM197 75V76H198ZM215 75V74H214ZM45 76V77H44ZM52 77V81L54 80V81H57V80H55L54 78H58V76H59V79L61 78V77H63L64 76V72H63V74L62 73H60V75L58 74V75H56V77ZM61 76V77H60ZM70 77L68 78V77H66L65 79V81H63V78H62V81L63 82H66L67 83V81H72L73 79H74V75H73V78L71 77V75H69ZM88 76V75H87ZM86 76V77H87ZM168 76V75H167ZM196 76V77H197ZM41 77H43V78H45L46 80V82H48V83H44L45 84V86L43 85V87H42V85H40L42 82L40 81L41 79H39V83H38V78H41ZM78 77V76H77ZM89 77V76H88ZM87 77V78H88ZM123 77V76H122ZM137 77H135V78H137ZM144 77V76H143ZM226 77V76H225ZM228 77V76H227ZM42 78V81L44 80ZM68 78V79H67ZM71 78H72V80H71ZM96 78V77H95ZM118 78V79H119ZM129 78H131L130 76H129ZM153 78V79H154ZM200 78V77H199ZM222 78V77H221ZM58 79V80H59ZM122 79V81L125 79L124 77L123 78H121ZM120 79V80H121ZM223 79V78H222ZM227 79V78H226ZM240 79V78H239ZM51 80V79H50ZM78 80V79H77ZM93 80V79H92ZM104 80V79H103ZM112 80V79H111ZM155 80V79H154ZM172 80H174V79H172ZM188 80V79H187ZM190 80V79H189ZM188 80V81H189ZM203 80H205V79H203ZM213 80V79H212ZM220 80V79H219ZM234 80V79H233ZM51 81V82H52ZM61 80H59V83H61L60 82ZM118 81V80H117ZM116 81V82H117ZM128 81V80H127ZM127 81H123L124 83L125 82H127ZM133 81H135L133 84H132V82ZM144 81L146 82V83H144ZM185 81V82H184ZM218 81V80H217ZM226 81V80H225ZM230 81V80H229ZM242 81V80H241ZM36 82V83H35ZM44 82V81H43ZM62 82V83H63ZM114 82V81H113ZM119 82V81H118ZM121 82V81H120ZM176 82V84H174ZM207 82V81H206ZM233 82H235V81H233ZM252 82V81H251ZM54 84H56L55 82H53ZM53 83L51 84H49V85H51L52 86V89H53V87H56L55 85H53ZM61 83V84H62ZM69 83V82H68ZM78 83V82H77ZM122 83V82H121ZM155 83H157L156 85H158V86H155ZM182 83V84H181ZM213 83H215V82H213ZM245 83V82H244ZM36 84H38L37 86L38 87H36ZM88 84H90V83H88ZM100 84V83H99ZM114 84V83H113ZM117 84V83H116ZM120 84V83H119ZM119 84H117V86H119ZM137 84V83H136ZM151 84H149V85H151ZM237 84H238V82H237ZM237 84H234L235 85V87L236 86H238V85H240V83L237 85ZM32 85V87H33V85H34V87H36V89L35 88H31L30 86ZM57 85V84H56ZM125 85V84H124ZM148 85V86H149ZM187 85V84H186ZM195 85V84H194ZM217 85V84H216ZM41 86V88L39 89V87ZM48 86V85H47ZM58 86H59V84H58ZM92 86V85H91ZM103 86V85H102ZM117 86L115 87V85H113L112 87H115V88H117ZM120 86H122V85H120ZM128 86V85H127ZM127 86L125 87V86H123L122 88L124 89V91H125V88H126V91L128 90L127 89ZM135 86H139V84L138 85H135ZM205 86V85H204ZM249 86V85H248ZM24 88L25 87V89L26 90H29L30 88L32 89V91H30L29 93L31 94V92H33L32 94H33V96H31L30 97V99H35L36 97H37V95H39L38 96V99L36 98V100H34V101H36L35 103H34V101L31 103V101H30V99H28V101H30V102H28L27 101V97H29L27 94H29L28 93V91H26L27 92V94H25L23 91L22 92H20V93H18L19 94V98H17L18 99V101H22V98H21V96L23 97V95L25 94L27 97L24 99V97H23V99L24 100H26L27 102H25V103H27V105H24L23 106V104H25L24 102L22 103H19V106H20V104H21V109L18 107V102H16V106H15V104L13 105V103H15V99H16V97H18V96H16V92H19L20 90L18 89V88ZM26 87H28V88H26ZM30 87V88H29ZM71 87H72V85H71ZM84 87H87V85H84ZM84 87L82 88V89H84ZM129 87V89H130V86H128ZM134 87V86H133ZM187 87V86H186ZM198 87V86H197ZM223 87V86H222ZM221 87V88H222ZM254 87V86H253ZM260 87V86H259ZM79 88V87H78ZM114 88V89H115ZM121 88V87H120ZM120 88H118V89H120ZM152 88V86H150V89ZM178 88H179V86H178ZM237 88V87H236ZM243 88V87H242ZM16 89H18V90H16ZM37 89H39V90H41V91H39V90H37ZM51 89V90H52ZM56 90L58 89V87L57 88H55ZM114 89H111V92H112V90L114 91ZM118 89H115V90H117V91H119ZM123 89H122V91L120 92L119 91V93H117V91L115 92V94L117 93V94H123ZM138 89H140V88H138ZM156 89V88H155ZM209 89V88H208ZM213 89V88H212ZM212 89H211V91H212ZM223 89V88H222ZM234 89V88H233ZM15 90L16 92L14 93L13 91ZM35 92H34V91ZM36 90H37V92H36ZM54 90V89H53ZM56 90H54V91H56ZM72 90V89H71ZM86 90V89H85ZM121 90V89H120ZM131 90V89H130ZM130 90H128V92L127 93H129V91ZM152 90H154V89H152ZM158 90V88L156 89V91ZM176 90H175V96H177L176 95V93L178 92H181V91H177L176 92ZM191 90V89H190ZM263 90V89H262ZM48 91H50V90H48ZM58 91V90H57ZM67 92H68V90H66ZM151 91V90H150ZM159 91V90H158ZM220 91V90H219ZM12 92H13V94H12ZM40 92V93H39ZM47 92V91H46ZM46 92H45V94L43 95V97L44 96H47V94H46ZM52 92V91H51ZM63 92V91H62ZM81 93H82V91H80ZM83 92H84V90H83ZM90 92V91H89ZM131 92H132V95L133 94H135V93H133V90H131ZM136 92V91H135ZM152 92V91H151ZM159 92H161V91H159ZM159 92H157V93H153L154 94V96L156 95V94H160V96H162V95H164V96H162V97H165L166 98V96H168V95H166L165 93H163L162 95H161V93H159ZM207 92V91H206ZM232 92V91H231ZM247 92V91H246ZM35 93V94H34ZM36 93H37V95H36ZM39 93V94H38ZM47 93H50V92H47ZM60 93V92H59ZM102 93V92H101ZM126 92H125V95L127 94ZM137 93L139 94V92L137 91ZM136 93V94H137ZM177 93V94H178ZM186 93V92H185ZM198 93V92H197ZM258 93H259V91H258ZM15 94V95H14ZM20 94H22L21 96H20ZM29 94V95H30ZM54 94V93H53ZM65 94V93H64ZM87 94V93H86ZM114 94V95H115ZM116 94V96L115 97H117L116 99H119V101H117V102H122V101H120V100H122V99H125L126 97H122L121 96V94L118 96ZM131 94V93H130ZM130 94H127L126 96H130V97H132ZM136 94H135V96H136ZM180 94V93H179ZM191 94V93H190ZM200 94H202V93H200ZM210 94V93H209ZM35 95H36V97H35ZM60 95V94H59ZM82 95H85V92L84 93H82ZM152 95V94H151ZM166 95V96H165ZM174 95V94H173ZM192 95V94H191ZM14 96H16V97H14ZM66 96V95H65ZM71 96V95H70ZM73 96V95H72ZM75 97H76V95H74ZM112 96H113V92H112ZM124 96V95H123ZM135 96H133L132 98H136L137 99V97H135ZM142 96V95H141ZM140 96V97H141ZM158 97H159V95H157ZM175 96H173V97H170V98H168V101L170 100L171 101V98L173 99ZM203 96V95H202ZM15 99H14V98ZM33 97V98H32ZM48 97H49V94H48ZM63 97V96H62ZM61 97V98H62ZM102 97H105L104 95L102 96ZM111 97V96H110ZM109 97V98H110ZM120 97H122V99L120 98ZM128 97L126 98V99H128ZM139 97V98H140ZM152 98H153V95L151 96ZM162 97H161V101L163 100L164 101V99L165 98H163L162 99ZM169 97V96H168ZM191 97V96H190ZM195 97V96H194ZM21 98V99H20ZM80 98V99H81ZM145 98V97H144ZM151 98V99H152ZM155 98H157L156 96H155ZM226 98V97H225ZM12 99H14V100H12ZM44 99H46V98H44ZM49 99V98H48ZM74 99V98H73ZM72 99V100H73ZM75 99V100H76ZM93 99H91L92 101H95V100H93ZM112 99V98H111ZM110 99V100H111ZM149 99V98H148ZM204 99V98H203ZM254 99V98H253ZM23 100V101H24ZM47 100V99H46ZM71 100V102L72 103H69L70 102V100H69V102L67 101V99L65 100V101H67L70 105L71 104H73V103H75V102H73ZM102 100V101H101ZM115 100V99H114ZM130 100V99H129ZM139 100V99H138ZM137 100V101H138ZM160 101V99H158L157 98V100H156V103H157V101ZM238 100H240V99H238ZM258 100V99H257ZM14 101V102H13ZM56 101H58V100H56ZM79 101H80V103L81 102H84V104H85V108L86 109H88V114H87V112L85 111V109H83L82 110V108L84 107V104L82 103V104H79ZM112 101V100H111ZM110 101V102H111ZM116 101V100H115ZM125 101V100H124ZM122 102V104L123 105H125L126 103L125 102ZM132 101V100H131ZM134 99H133V101L131 102L132 104H134ZM143 101V100H142ZM149 101V100H148ZM152 101V100H151ZM167 98H166V102H163V103H166L167 104ZM187 101H188V99H187ZM254 101H255V99H254ZM64 102V101H63ZM62 102V103H63ZM66 102V103H67ZM100 102V103H99ZM104 102H106V101H104ZM109 101L108 102H106V104L105 105H107V111L109 110V108H110V106H111V108L113 107V105L110 103ZM126 102H128L129 103V101H127L126 100ZM136 102V101H135ZM147 102V101H146ZM192 102V101H191ZM190 102V105L192 104ZM195 102V101H194ZM199 102V101H198ZM197 102V103H198ZM249 102V101H248ZM28 103H31V104H28ZM43 103V102H42ZM49 103V102H48ZM51 103H53V102H51ZM51 103H50V105H51ZM62 103H60L59 104V108H60V106L62 105ZM66 103H63V105L66 107L67 105H66ZM77 103V102H76ZM108 103L110 104V106L108 105ZM130 103V104H131ZM145 103V102H144ZM149 103V102H148ZM155 103V102H154ZM161 104H162V102H160ZM173 103H174V101H173ZM172 103V104H173ZM189 103V102H188ZM207 103V102H206ZM206 103H205V105H206ZM228 103V102H227ZM246 103V102H245ZM254 103V102H253ZM45 104V103H44ZM104 104H101V105H104ZM129 104V105H130ZM158 104V103H157ZM169 104H171V102H169ZM171 104V105H172ZM200 104H201V101H200V103H198V104H196V105H199L200 106ZM204 104V103H203ZM264 104V103H263ZM53 105V104H52ZM62 105V106H63ZM89 105V106H88ZM101 105H99V106H101ZM116 105V104H115ZM114 105V106H115ZM129 105H128V107H129ZM183 105H185V104H183ZM202 105V104H201ZM205 105H203L204 107H205ZM235 105V104H234ZM253 105V104H252ZM13 106H15L14 107V109L16 108L17 109V111H16V109L14 110V111H16V112H13ZM23 106V107H22ZM37 106L35 107V108H37ZM40 106V105H39ZM108 106H109V108H108ZM117 106V105H116ZM122 106V105H121ZM131 106V105H130ZM148 106H150V105H148ZM156 106H159V104L158 105H156ZM165 106V105H164ZM164 106H162V107H164ZM170 106V105H169ZM175 106V105H174ZM173 105L171 106V107H174ZM233 106V105H232ZM68 107H69V111H67L66 109L67 108H65L64 110H66L67 111V113L68 114H70L71 113V111H72V109H74V108H72V105L71 106H69L68 105ZM161 107V106H160ZM161 107V108H162ZM166 107H168V106H166ZM166 107H165V109H166ZM189 107V106H188ZM203 107V108H204ZM207 107H208V103H207ZM23 108V109H24ZM25 108V109H26ZM42 108V107H41ZM40 108V109H41ZM48 108H50L49 106H48ZM103 108V107H102ZM105 108V109H106ZM116 108V107H115ZM123 108V107H122ZM125 108H127V104L125 105V107L123 108V109H125ZM152 108H154V107H152ZM152 108H151V110H152ZM170 108V107H169ZM168 108V109H169ZM190 108V107H189ZM196 108V107H195ZM195 108H192L191 110H192V114H191V118L193 119V117H194V119L195 120H197L198 119V117L196 116V115H194L193 113H198V111L195 109ZM197 108H199V107H197ZM201 108V107H200ZM200 108H199V110H200ZM203 108H201L202 109V111H203ZM258 108V107H257ZM19 109V110H18ZM34 109V108H33ZM32 109V110H33ZM51 109V108H50ZM49 109V110H50ZM70 109H71V111H70ZM91 109V110H90ZM96 109V110H95ZM99 109V108H98ZM100 109H101V107H100ZM104 109V111H105V113H107L106 112V110ZM117 109V108H116ZM119 109H120V107H119ZM123 109H120V111L121 110H123ZM146 109H149V108H146ZM164 109V110H165ZM172 109L173 108H170L169 110H171V111H168V112H171L172 113ZM193 109H195L196 110V112H193L194 110ZM45 110V109H44ZM92 111L90 114H89V112L90 111ZM93 110H95V111H93ZM142 110V109H141ZM140 110V111H141ZM181 109H179V111H180ZM186 110H188V109H186ZM205 113L204 114H209V113H206V107H205ZM65 111V112H66ZM102 111V109L100 110V112ZM110 111V110H109ZM113 111V110H112ZM161 111V110H160ZM183 111V110H182ZM182 111H180L181 113H183ZM188 111H190V110H188ZM262 111V110H261ZM12 112L13 113H15L14 114V116H12L13 114H12ZM41 112V111H40ZM39 112V113H40ZM59 112H63V111H59ZM65 112H63V114H65ZM73 112V113H74ZM84 112H86V113H84ZM97 112V113H98ZM103 112V111H102ZM116 112V111H115ZM118 112H119V110H118ZM118 112L116 113V114H118ZM146 112V114H148ZM149 112H152V114L151 115H149V117H152V115L154 114V112H156L155 111V109H154V112H153V110L152 111H149ZM161 112H163V111H161ZM167 112V111H166ZM180 112H178V114L180 113ZM201 110L199 111V114H200V116H201V113L203 114V112H201ZM207 112H208V108H207ZM212 112V111H211ZM215 112H216V110H215ZM230 112V111H229ZM246 112V111H245ZM17 113V114H16ZM20 113V112H19ZM29 113H30V111H29ZM42 113V112H41ZM59 114V115H62V118H63V116H65V115H63V114ZM66 113V114H67ZM120 114L119 115H121V112H119ZM164 113L165 112H163V113H161V116H160V118H159V113H158V110H157V117L159 118V120H161L162 119V117L164 116L165 118H163L162 120H161V123H159L160 121H158V123L160 124V126L158 125V128L156 129L157 131L155 132V134H157V132L159 131V130H163V133L160 131V133H158V135L157 136H155V134L153 135H151V137L152 138H150L149 136H147L146 138H145V140L147 139V138H150V139H152V141L151 142H156L157 144L158 143H160L164 138H167V140H171V137H172V135L173 134H177V135H180V138L179 139H181V137L182 138H184L183 136H185L186 135V132H187V130H188V124L186 123V125H187V127L185 126V125H183V122H185L184 120H183V122L181 121V117H179L180 119H178L179 121H177L176 119H177V115L175 114V112H173L175 115H173V117H175V118H173L172 116H170V115H167V116H170V118H166L167 116L166 115H164ZM177 113V112H176ZM187 113V117L189 116L190 117V114L188 113V112H186ZM186 113H183V115H182V117H185L186 116ZM224 113V112H223ZM263 113V112H262ZM35 114V113H34ZM99 114V113H98ZM112 114V113H111ZM132 114H133V112H132ZM134 114H135V112H134ZM136 114H137V112H136ZM150 114V113H149ZM156 114H154V116H155V118H157L156 117ZM163 114V115H162ZM168 114H170V113H168ZM184 114H185V116H184ZM199 114H198V116H199ZM224 114H226V113H224ZM228 114V113H227ZM103 115V114H102ZM114 115H115V113H114ZM180 116H181V114H179ZM192 115H194L193 117H192ZM23 116H24V113H23ZM71 116H73V117H71ZM98 116V115H97ZM106 116V115H105ZM122 116V115H121ZM128 116V117H129ZM148 116V115H147ZM199 116V117H200ZM205 116V115H204ZM231 116V115H230ZM234 116V115H233ZM75 117H76V115H75ZM102 117V116H101ZM119 117V116H118ZM145 117V116H144ZM196 117H197V119H196ZM256 117V116H255ZM258 117V116H257ZM256 117V118H257ZM14 118V119H13ZM25 118V117H24ZM23 118V119H24ZM34 118V117H33ZM55 118V119H54ZM57 118V119H56ZM61 118V119H62ZM67 118V117H66ZM70 118H73L72 120L70 119ZM85 118V117H84ZM106 118L108 119V121L109 120H111V118L109 119L108 118V114H107V116H106ZM154 120H156L154 117H152ZM152 118H150L151 120H152ZM213 118V117H212ZM253 119H254V117H252ZM17 119H21V118H17ZM22 119V120H23ZM26 119V118H25ZM31 119V118H30ZM60 119V120H61ZM87 119V118H86ZM105 119V118H104ZM107 119H105L104 121L107 123L108 121H106ZM123 119V118H122ZM128 119V118H127ZM142 119H144L143 117H142ZM146 119H144V120H146ZM149 119V122H148V124L150 123V120ZM183 119V118H182ZM188 119V118H187ZM190 119V118H189ZM191 119V122L194 120H192ZM200 119V118H199ZM13 120V121H12ZM67 121H68V119H66ZM103 120V119H102ZM101 120V121H102ZM115 120V119H114ZM113 120V121H114ZM154 120H152L151 122L152 123H150V124H153V126H155L156 124V122H157V120L155 121V123H153V121ZM194 120V121H195ZM211 120V119H210ZM227 120V119H226ZM240 120V119H239ZM258 120V119H257ZM16 121V120H15ZM14 121V122H15ZM62 121H64V120H62ZM66 121V123H68ZM73 121H72V123H73ZM84 121V122H85ZM104 121H102V123L104 124L105 122ZM188 121V120H187ZM197 121H199V120H197ZM201 121V120H200ZM202 121H204V118H202ZM254 121H255V119L254 120H251V122H249L248 121V123L247 122H245V123H243V127L245 126V127H248L249 125H250V127H251V125H253V127H254V124H255V126H256V122H258V121H256L255 123H254ZM261 121V120H260ZM57 124H56V123ZM178 122H181V124L185 127L184 129L185 130H183V128H182V130L183 131H186L185 132V135H182V130L180 131L179 129V131L178 130H176V128H178V127H180L181 125H180V123H178ZM188 122H190V121H188ZM191 122H190V124H191ZM205 122V121H204ZM56 124L55 126L53 125V124ZM62 122H60L59 123V125H62L61 124ZM64 123H65V121H64ZM65 123V124H66ZM101 123V124H102ZM110 124H114L112 121L111 122H109ZM109 123H107L108 125H110ZM198 123V122H197ZM197 123L195 122V124L197 125ZM202 123V122H201ZM262 123V122H261ZM46 124H48V126H49V129L47 128V127H45V125ZM69 124V123H68ZM100 124V125H101ZM101 125V127L100 128H102L104 125ZM116 124V123H115ZM115 124H114V127H115ZM123 124H125V125H128V124H130V123H128V124H126V123H123ZM185 124V123H184ZM204 124V123H203ZM258 124V123H257ZM118 125H121L120 127H122V124H118ZM156 125V126H157ZM178 125H180V126H178ZM192 125H194V124H192ZM198 125H199V123H198ZM207 125V124H206ZM205 125V126H206ZM66 126H68L67 124H66ZM66 126H65V128H66ZM106 126V125H105ZM104 126V128H105V130H106V127ZM124 126V125H123ZM131 126V125H130ZM139 126V127H138ZM152 126V125H151ZM150 126V127H151ZM178 126V127H177ZM191 126V125H190ZM190 126H189V129H190ZM200 126H202V124H200ZM200 126H196V127H200ZM261 126H262V124H261ZM60 128H61V126H59ZM117 127V126H116ZM115 127V129H117ZM127 128L129 127V126H126ZM159 127L161 128V129H159ZM173 127L175 128L174 130H176V132L175 133H173L174 132V130H172V135H170V133L171 132H169V131H171V129H173ZM194 127H195V125H194ZM252 127V128H253ZM44 128H46L45 129V131L47 132V133H52L53 132V134H50V135H47V133H45L46 135H44L43 133L45 132V131H43L44 130ZM51 128V130H58V131H60L59 129H58V127H56V128H54V129H52ZM109 128V127H108ZM144 128H146L147 129V131L149 132L150 131V133L148 134V132L146 133V135H145V133H144V135H143V132L146 130V129H144ZM186 128H187V130H186ZM236 128V127H235ZM238 128V127H237ZM260 128V127H259ZM75 129V128H74ZM193 129V126H192V128H191V132L193 131L192 130ZM241 129H242V127H241ZM244 129V128H243ZM246 129V128H245ZM248 129V128H247ZM261 129V128H260ZM259 129V130H260ZM264 129V128H263ZM61 130V131H62ZM90 130V131H91ZM210 130V129H209ZM94 130H92L91 132H93ZM108 131V130H107ZM120 131V132H119ZM178 131V132H177ZM189 131V130H188ZM204 131V130H203ZM233 131V130H232ZM245 131V130H244ZM78 132V133H77ZM95 132V131H94ZM101 132H102V130H101ZM105 132L107 133V134H105ZM146 132V131H145ZM169 132V133H168ZM180 132H181V134H180ZM209 132V131H208ZM255 132V131H254ZM74 133V134H73ZM86 133V134H85ZM87 133H90V135L92 136V138L93 137H95L94 138V140L91 138V136H89V134H88V136L90 137V139H88V142H89V140H90V143H93L95 146H97V144H101L100 145V147L98 146V148L96 149L95 148V150H92L93 148H94V145H93V148L91 149V145H89V144H86V139L87 138H89L88 136H85V135H87ZM162 133V134H161ZM167 133V134H166ZM231 133V132H230ZM264 133V132H263ZM61 134H63V137L65 136V138H64V140H63V137H62V135ZM85 134V135H84ZM122 134V133H121ZM164 134V135H163ZM167 135V137H166V135ZM184 134V133H183ZM189 134H191V133H189ZM188 134V135H189ZM258 134V133H257ZM60 135V136H59ZM98 135V134H97ZM170 135V136H169ZM208 135V134H207ZM226 135H228V134H226ZM236 135V134H235ZM255 135V134H254ZM262 135V134H261ZM98 136H100V134L98 135ZM154 136V137H153ZM168 136L170 137V138H168ZM176 136V135H175ZM174 135H173V137L175 138V139H177L178 140V136L177 137H175ZM219 136H221V135H219ZM251 136V135H250ZM62 137V138H61ZM87 137V138H86ZM106 137V138H107ZM112 137V139H114ZM173 137H172V139H173ZM186 137H189V136H186ZM240 137V136H239ZM200 138H201V136H200ZM63 140V142H64V144L62 143V140ZM85 139V140H84ZM99 139H101V138H99ZM144 139V138H143ZM150 139H148V141H150ZM185 139L186 138H184V139H182L183 141H185ZM217 139V138H216ZM221 139V138H220ZM226 139V138H225ZM61 140V141H60ZM91 140H93V141H95L96 142V144H95V142H91ZM102 140V139H101ZM101 140H98V141H101ZM116 140V141H117ZM142 140V139H141ZM145 140H143V141H145ZM181 140V141H182ZM187 140V139H186ZM235 140V139H234ZM237 140V139H236ZM246 140H248V139H246ZM85 141V142H84ZM114 141H115V139H114ZM148 141H147V143H148ZM175 141V140H174ZM180 141V140H179ZM179 141H176L174 144H180L181 143V141L179 142ZM191 141V140H190ZM189 140H188V142H190ZM61 142V145H62V147H60V145L58 146V145H56L55 143H60ZM104 142V141H103ZM151 142H149V143H151ZM164 141H162V143H163ZM172 142V141H171ZM169 143V146L170 145H172L173 144V142L172 143ZM178 142V143H177ZM186 142L187 141H185L184 143L186 144ZM201 142V141H200ZM205 142V141H204ZM233 142V141H232ZM54 143V144H53ZM85 143V144H84ZM143 143H146V141L145 142H142V144ZM146 143V144H147ZM166 143V142H165ZM164 143V144H165ZM183 143V142H182ZM183 143V144H184ZM193 143V142H192ZM51 144H53V145H55L54 147H56V146H58L59 148H58V150L55 152V150H56V148H55V150L53 151V149L54 148H51ZM141 144V145H142ZM146 144H145V146H146ZM161 144V143H160ZM160 144H159V146H160ZM166 144H168V143H166ZM164 145V148L166 147V148H168V150L167 151H163V154L164 153H166L167 154V157L165 158V157H163V158H165L166 159V161L169 159V157L171 158L172 156H173V152H174V146H175V151L176 150H178L179 148L176 146V145H174L173 147L171 146V147H167L168 145ZM188 144H190V143H188ZM53 145H52V147H53ZM83 145H86L85 147H87V148H85ZM88 145H89V148L91 149V151H93V152H91L90 150H88L89 152H87V149H89L88 148ZM136 145V146H135ZM144 145V144H143ZM150 145H152V144H149V146ZM156 145V144H155ZM210 145V144H209ZM131 146V147H130ZM133 146H135V150H132L131 152H132V154H129V152H130V148L131 149H133L132 147ZM153 146V145H152ZM151 146V147H152ZM182 146V145H181ZM196 146V145H195ZM244 146V145H243ZM124 148V150H126V148L127 149H129L128 150V152H125L122 148ZM140 147H142V146H140ZM161 147H163V145H161ZM176 147L178 148V149H176ZM180 147V146H179ZM247 147V146H246ZM85 148V149H84ZM160 148V147H159ZM166 148L164 149V150H166ZM184 148V147H183ZM200 148V147H199ZM210 148V147H209ZM256 148V147H255ZM120 149H122V150H120ZM140 149V148H139ZM142 149V148H141ZM141 149H140V151H141ZM144 149H146L145 147H144ZM193 149H195V148H193ZM192 149V150H193ZM204 149V148H203ZM143 150V149H142ZM163 150V149H162ZM127 151V150H126ZM135 151V152H134ZM144 151V150H143ZM161 151V150H160ZM212 151V150H211ZM231 151V150H230ZM264 151V150H263ZM124 152V153H123ZM130 152V153H131ZM133 152H134V156H132L133 155ZM153 152V151H152ZM162 152V151H161ZM172 152V153H171ZM177 152V151H176ZM176 152H175V154H176ZM219 152V151H218ZM237 152V151H236ZM160 153V152H159ZM171 153V156H169L168 154H170ZM262 153H264V152H262ZM161 154V153H160ZM163 154H161L162 156H163ZM174 154V155H175ZM217 154V153H216ZM231 154V153H230ZM136 155V156H135ZM165 155V154H164ZM187 155V154H186ZM201 155H203V154H201ZM226 155V154H225ZM256 155V154H255ZM254 155V156H255ZM131 156H132V158H133V160L134 161H132V158H131ZM169 156V157H168ZM204 156V155H203ZM202 156V157H203ZM217 156V155H216ZM135 157V158H134ZM153 157H154V155H153ZM176 157V156H175ZM179 157V156H178ZM201 156L200 157H198V158H200V160L201 161H203V159H204V162L202 163H200V165H202V167L200 166V168H201V174H203L204 172H205V170H207L208 168H209V166L210 165H212V162H217L216 161V159H219V158H217V157H212V158H214L211 162H209L210 160H208L207 158H203V159H201L202 158ZM205 157H206V155H205ZM128 158H130V160L128 159ZM160 158H162V157H160ZM159 158V159H160ZM162 158V159H163ZM136 159H138L137 160V162H136ZM156 160H158L157 158H155ZM155 159H151L152 160V162L154 161L155 162ZM205 159L206 160H208V161H205ZM230 159V158H229ZM151 160H150V162H149V164H150V169H151ZM161 160V159H160ZM194 160H196L197 161V163L198 162H200V160H198V159H194ZM193 160V162H196V161H194ZM220 160V159H219ZM130 161H132V162H130ZM165 161V160H164ZM164 161H161V163L163 162V164L166 166V161L164 162ZM180 161V160H179ZM230 161V160H229ZM259 161V160H258ZM129 162V163H128ZM133 162H136V164L134 163V165L132 164L131 166H128V164L130 165L131 163H133ZM153 162V168L156 166L155 164L156 163H154ZM160 162V161H159ZM176 162V161H175ZM192 162V161H191ZM231 162V161H230ZM249 162V161H248ZM161 163H159V171H162V170H164V172H165V170L167 169V168H164V169H162L161 170V168H163V166H162V164ZM219 163V162H218ZM224 163H226V161L224 162ZM227 163H228V161H227ZM233 163V162H232ZM231 163V164H232ZM176 164H178V163H176ZM247 164V163H246ZM127 165V166H126ZM144 165H147L146 166V169L145 168H143V169H141V170H147V168H149V166H148V164H147V162H146V164H144ZM198 164H196V166H197ZM225 165V164H224ZM259 165V164H258ZM132 166H133V168H134V170L135 171H133V168H132ZM157 166H156V170H157ZM162 166V167H161ZM164 166V167H165ZM177 166V165H176ZM190 166V165H189ZM191 166H192V163H191ZM194 166V165H193ZM264 166V165H263ZM145 167V166H144ZM167 167V166H166ZM171 167V166H170ZM186 167V166H185ZM188 167V166H187ZM212 167V166H211ZM256 167V166H255ZM123 168L125 169L126 168V170L129 172V174H127L128 172H126V175L125 176H127V177H125V180H124V182H123V180H121L120 178H122V177H120V175H122V174H124V170H123ZM152 168V170L154 171V172H156L154 169ZM191 168V167H190ZM217 168V167H216ZM242 168V167H241ZM120 169H122V170H120ZM150 169H148L147 171H148V173H149V171H151ZM170 169V168H169ZM187 169V168H186ZM193 169V168H192ZM190 170V169H189ZM200 170V169H199ZM211 170V169H210ZM136 171H138L137 173H135ZM168 171V170H167ZM170 171V170H169ZM207 171H209V170H207ZM206 171V173H208ZM250 171H252V170H250ZM153 172V173H154ZM184 172V171H183ZM236 172V171H235ZM257 172V171H256ZM121 173V174H120ZM142 173H144L143 171H142ZM152 173V172H151ZM150 173V174H151ZM152 173V180L154 181V178H156V176H157V174L156 173H154L153 174ZM161 173V172H160ZM160 173H159V175H160ZM171 173V174H172ZM191 173V172H190ZM205 173V174H206ZM214 173V172H213ZM262 173V172H261ZM117 174H119V176L117 175ZM137 174V175H136ZM156 174V175H155ZM163 174V173H162ZM199 174V175H198ZM198 174H196L197 176H200V173H198ZM230 174V173H229ZM118 177L117 179H116V176ZM129 175V176H128ZM135 175L137 176V177H140L139 179H137L136 177H135ZM155 175V176H154ZM158 175V176H159ZM211 175V174H210ZM234 175V174H233ZM242 175V174H241ZM255 175V174H254ZM114 176V177H113ZM131 176V177H130ZM161 176V175H160ZM227 176V175H226ZM236 176V175H235ZM253 176V175H252ZM258 176V175H257ZM120 177V178H119ZM130 177V179L128 180L127 178H129ZM146 177V176H145ZM150 177V176H149ZM154 177V178H153ZM193 177H195V176H193ZM201 177H203V175L201 176ZM200 177V178H201ZM224 177V176H223ZM239 177V176H238ZM237 177V178H238ZM243 177V176H242ZM249 177V176H248ZM124 178V177H123ZM122 178V179H123ZM136 178V179H135ZM234 178V177H233ZM253 178V177H252ZM256 178V177H255ZM255 178H253V179H255ZM128 181H127V180ZM151 179V178H150ZM235 179V178H234ZM239 179V178H238ZM258 179V178H257ZM257 179H255V180H257ZM121 180V181H120ZM137 180H139V181H137ZM188 181H189V178L187 179ZM206 180V179H205ZM208 180V179H207ZM241 180V179H240ZM240 180H238L237 181V183L238 182H240V184H241V181ZM140 181H142V183H140ZM153 181H150L149 180V183H150V185L152 186L154 183H152L151 184V182H153ZM156 181V180H155ZM154 181V182H155ZM159 180H157V182H158ZM187 181V182H188ZM224 181V183L226 184L227 183V181H229V180H223ZM226 181V182H225ZM236 180H234L233 181V184H234V182H235ZM157 182H155V184L157 183ZM160 182V181H159ZM255 182V181H254ZM127 183V184H126ZM138 183H140L141 185L143 184V187L141 188L140 186H139V184ZM148 183V184H149ZM161 183V182H160ZM163 183V182H162ZM222 181H221V185L222 184H224ZM237 183H235L236 185H238ZM138 184V185H137ZM148 184L146 185V187H148ZM154 184V185H155ZM185 184V185H184ZM197 184H200V183H197ZM232 184V183H231ZM243 184V183H242ZM241 184V185H242ZM149 185V186H150ZM163 185V184H162ZM217 184H215V186H216ZM220 184L218 183V187H221V186H219ZM227 185V184H226ZM241 185H239L240 186V189H241ZM139 186V187H138ZM157 186V185H156ZM155 186V187H156ZM159 186H161V185H159ZM185 186H187V188L185 187ZM190 188H189V187ZM233 186H235V185H233ZM244 186V185H243ZM98 187H99V189H100V187H102V188H104L103 190H101L102 192H104V191H106V192H104V195L102 194V192L101 193H99V191L98 190H96V188L98 189ZM145 187V188H146ZM153 187V186H152ZM151 187V189H153ZM197 187V186H196ZM199 187V186H198ZM214 187V185H212V188ZM217 187V186H216ZM216 187L215 188H213L214 190L216 189ZM227 188H228V186H226ZM236 187V186H235ZM253 187V186H252ZM101 188V189H102ZM107 188H108V190H107ZM141 188V190L139 191V189ZM161 188H159V189H161ZM192 189V190H189V189ZM209 188H210V186H209ZM242 188H244V187H242ZM256 188V187H255ZM259 188V187H258ZM90 189V190H89ZM92 189H94V190H92ZM156 189V188H155ZM154 189V190H155ZM188 189V190H187ZM196 189H198V188H196ZM211 189V188H210ZM208 189V192H214V190L213 189ZM226 189V188H225ZM239 189V188H238ZM237 189V190H238ZM149 190V189H148ZM153 190V191H154ZM157 190V189H156ZM218 190V189H217ZM220 190V191H219ZM218 191H219V193L221 192V189H219ZM236 190V191H237ZM243 190V189H242ZM97 192L98 194H97V196L96 197H98V195L100 194H102L103 196H105V193H106V196H108L107 198H104L102 195H101V198H104L102 201H101V199H100V195H99V199H96L95 197V199H96V201H92L93 199H92V197L93 196H91V192ZM147 191V190H146ZM186 191V193H187V195H186V198H185V192ZM204 191H206L205 192V194H204ZM217 191V192H218ZM230 191H232V190H230ZM257 191V190H256ZM88 192H90L89 193V196L87 195V193ZM93 192H92V194H93ZM148 192H150V191H148ZM151 192H152V190H151ZM212 192V193H213ZM226 192V191H225ZM237 192H241L240 190L239 191H237ZM246 192V191H245ZM222 193H224L223 191H222ZM231 193V192H230ZM233 193L235 194L236 192L235 191H233ZM244 193V192H243ZM262 193V192H261ZM95 195H96V193H94ZM147 194H149V195H151L150 193H147ZM157 194V193H156ZM160 194H161V196H163L162 198H159V197H161L160 196ZM211 194V193H210ZM214 194H215V192H214ZM232 194V193H231ZM237 194V193H236ZM235 194V195H236ZM242 194V193H241ZM252 194V193H251ZM264 193H262V195H263ZM94 195V196H95ZM144 195V196H143ZM202 195H204L203 197H199V196H202ZM216 196H218L217 195V193L215 194ZM233 195V194H232ZM246 195V194H245ZM248 195H249V193H248ZM155 196H158V197H155ZM208 196V195H207ZM212 196L213 195H210L209 196V198L208 197H206V198H208V200L206 199L205 201L207 202V201H209V199L210 198H212ZM239 196H240V194H239ZM264 196V195H263ZM90 197H91V199H90ZM198 199H197V198ZM184 198H185V200H184ZM214 198H215V196H213V198H212V200H214ZM216 198H218V197H216ZM221 198V197H220ZM233 198H234V196H233ZM241 198V197H240ZM239 198V200H241ZM258 198V197H257ZM264 198V197H263ZM126 200L127 199V201H132V205L130 204V206L131 207H128L129 206V202H127V204H128V206L126 205V202L125 203H121L122 201L121 200ZM193 200V202H192V200ZM249 199V198H248ZM97 200H100V202L101 203H99V202H97ZM191 200V201H190ZM212 200H210V202H212ZM218 200V199H217ZM245 200V199H244ZM247 200V199H246ZM194 201H196V202H194ZM215 201V200H214ZM73 202H77V205L79 204V206L80 207H78L79 209L77 210V213H71V211L73 210V209H77V208H73V207H75L76 206V204L74 205V203ZM98 204H97V203ZM202 202V201H201ZM200 202V203H201ZM206 202H204V203H206ZM210 202L209 203H206L207 205L208 204H210ZM219 202V201H218ZM227 202H228V200H227ZM231 202V201H230ZM239 202V201H238ZM237 202V203H238ZM260 202V201H259ZM263 202V201H262ZM73 203V204H72ZM131 203V202H130ZM213 203V202H212ZM223 203V202H222ZM121 204H122V206H126L127 208H124V209H122V206H121ZM125 204V205H124ZM191 204H189V206L191 207ZM202 204V203H201ZM205 204V206H207ZM214 204H215V202H214ZM219 204H221V203H219ZM234 204V203H233ZM257 204V203H256ZM71 205H74L73 207L71 206ZM193 205V204H192ZM235 205V204H234ZM241 205V204H240ZM253 205V204H252ZM198 206V205H197ZM203 206H204V204L202 205V206H200V207H202V209H203ZM255 206V205H254ZM69 207H71L70 209H72L71 211H70V209H69ZM193 207H195V204H194V206H192V208ZM210 207V210H211V207H213V206H208L207 208H205V209H208ZM218 207V206H217ZM216 207V208H217ZM249 207V206H248ZM256 207V206H255ZM242 208V207H241ZM246 208V207H245ZM245 208H243V209H245ZM260 208V207H259ZM69 209V210H68ZM199 209V208H198ZM236 209H237V207H236ZM255 209V208H254ZM69 212H68V211ZM216 210V209H215ZM252 210V209H251ZM187 211V212H186ZM209 211V210H208ZM212 211V212H211ZM210 212L212 213V216H213V213H218L217 211H213V209L211 210ZM237 211V210H236ZM76 212V211H75ZM201 212H205V210H201ZM223 212V211H222ZM232 212V211H231ZM120 213V214H119ZM209 213V212H208ZM211 213H209V215L211 214ZM234 213V212H233ZM240 213H241V211H240ZM215 214V215H216ZM223 214V213H222ZM235 214V213H234ZM251 214H252V212H251ZM255 214V213H254ZM196 215V216H195ZM220 216H221V214H219ZM247 215V214H246ZM262 215V214H261ZM211 216V215H210ZM211 216V217H212ZM218 216V215H217ZM234 216V215H233ZM240 216V215H239ZM244 216V215H243ZM249 217V216H248ZM247 217V218H248ZM218 218V217H217ZM224 218V217H223ZM237 218V217H236ZM204 218H203V220H205ZM212 219V218H211ZM220 219V221H222L221 220V218H219ZM232 219V218H231ZM240 219V218H239ZM252 219V218H251ZM263 219V218H262ZM219 221V220H218ZM219 221V222H220ZM230 221H232V220H230ZM256 221V220H255ZM210 222H213L212 224H214V225H212V227L209 225V224H211ZM224 222V221H223ZM262 222V221H261ZM209 223V224H208ZM242 223V222H241ZM223 224V223H222ZM222 224H219V225H222ZM244 224V223H243ZM263 225V224H262ZM114 227V231L112 232V233H110L109 232V230H108V228H110V227ZM237 226V225H236ZM253 226V225H252ZM216 227L218 228V230L220 231L221 229H219V227H218V225H216L215 226V230H217L216 229ZM221 227V226H220ZM227 227V226H226ZM230 227V226H229ZM231 229V228H230ZM238 229H240V228H238ZM112 230V229H111ZM213 230H214V228H213ZM214 230V232L215 233H217L218 232V230H217V232ZM262 230V229H261ZM203 232H205V233H203ZM214 232H212V233H214ZM221 232V231H220ZM219 232V235L221 234ZM253 232V231H252ZM211 233V234H212ZM213 234V235H217V234ZM224 232H222V235L223 236H225V234H223ZM255 235V234H254ZM241 236V235H240ZM192 237H193V239H192ZM213 237H215V236H213ZM211 238H212V236H211ZM210 238V239H211ZM216 238V237H215ZM218 238V237H217ZM223 238V237H222ZM221 238V239H222ZM192 239V240H191ZM209 239V240H210ZM214 239V238H213ZM225 239V238H224ZM224 239H222V240H224ZM227 239V238H226ZM232 239V238H231ZM244 239V238H243ZM258 239V238H257ZM262 239V238H261ZM193 240V241H194ZM203 240H207V241H203ZM217 241V240H216ZM227 241L228 242H232V240L230 241V240H228L227 239ZM257 241V240H256ZM196 242V241H195ZM214 242H215V240H214ZM221 242V241H220ZM227 242V243H228ZM241 242V241H240ZM258 242V241H257ZM257 242H255L256 244H257ZM96 244V245H98V246H96V247H94V244ZM192 243V245L190 246V247H192L193 245H196V247L197 246H200V245H197L196 243H194V242H191ZM191 243H189V245L191 244ZM194 243V244H193ZM201 243V242H200ZM207 243H205L204 245H205V247H206V245H207ZM212 243H213V241H212ZM217 243V242H216ZM215 243V244H216ZM219 243V242H218ZM217 243V244H218ZM91 244H93V247L92 248H89L88 247V249H86L87 247L86 246H90ZM214 244V243H213ZM214 244V245H215ZM220 244V243H219ZM260 244V243H259ZM201 245H202V243H201ZM203 245V246H204ZM213 245V246H214ZM252 245H254V244H252ZM252 245H248L247 247H246V245L244 246H242V249H244V247H246V248H248V250H246V251H248V253L250 252L249 250H251V252L252 251H254V253H256L255 252V247H254V250H253V248H252ZM92 246V245H91ZM90 246V247H91ZM186 246H188V244L186 245ZM209 246H210V243H209ZM212 246V244H211V246L210 247H213ZM239 246H240V244H239ZM255 246V245H254ZM264 247V245L263 244H261V245H258V247ZM207 247H208V245H207ZM236 247V246H235ZM241 247V246H240ZM193 248V247H192ZM191 248V249H192ZM202 248H204V247H202ZM213 248H215V247H213ZM218 248V247H217ZM227 248V247H226ZM230 248V247H229ZM238 248V247H237ZM262 248H259V249H261V251H262ZM186 249H188L189 250V248L187 247ZM196 249V248H195ZM198 249H200V247H198ZM198 249H196V250H198ZM205 249V248H204ZM208 249V248H207ZM239 249V248H238ZM256 249H257V246H256ZM217 250V249H216ZM231 250V249H230ZM236 250V249H235ZM240 250H241V248H240ZM264 250V249H263ZM237 251H239V250H237ZM236 251V252H237ZM243 252H246L245 250H242ZM257 251H259V250H257ZM191 252V251H190ZM197 252V251H196ZM200 252V251H199ZM250 252V253H251ZM189 252H187V254H188ZM217 253V252H216ZM221 253V252H220ZM238 253H240V252H238ZM238 253H237V255H238ZM253 253V252H252ZM253 253V254H254ZM258 253V252H257ZM256 253V254H257ZM259 253H262V252H260L259 251ZM187 254L185 255L186 257H188L187 256ZM214 254V253H213ZM189 255H190V253H189ZM202 255V254H201ZM241 255V254H240ZM259 255V254H258ZM208 256V255H207ZM231 256V255H230ZM229 256V257H230ZM239 256V255H238ZM257 256V255H256ZM183 257V258H182ZM192 257H194V255L192 256ZM203 257H204V255H203ZM212 257V256H211ZM221 257V256H220ZM228 257V258H229ZM232 257V256H231ZM235 257H236V255H235ZM245 257V256H244ZM210 258V257H209ZM217 258V257H216ZM223 258H225V257H223ZM242 258V257H241ZM258 258V257H257ZM192 259H194V258H192ZM191 259V260H192ZM253 259V258H252ZM187 260V259H186ZM247 260H249V259H247ZM261 260V259H260ZM188 261V260H187ZM237 261V260H236ZM236 261H235V263H236ZM241 261V260H240ZM245 261H246V258H245ZM189 262V261H188ZM193 263L195 262V260L194 261H192ZM198 262V261H197ZM205 262H206V260H205ZM210 262V261H209ZM212 262V261H211ZM211 262H210V264H211ZM233 262V261H232ZM243 262V261H242ZM248 262V261H247ZM261 262V261H260ZM191 263V262H190ZM196 263V262H195ZM194 263V264H195ZM245 263V262H244ZM197 264V263H196ZM201 264V263H200ZM207 264V263H206ZM217 264V263H216ZM237 264H241L240 262L239 263H237ZM243 264V263H242Z\"/></svg>","mask_w":264,"mask_h":264}]
</instances>
